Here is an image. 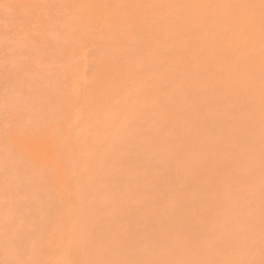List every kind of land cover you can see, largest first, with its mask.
Wrapping results in <instances>:
<instances>
[{
	"label": "rangeland",
	"instance_id": "374dc122",
	"mask_svg": "<svg viewBox=\"0 0 264 264\" xmlns=\"http://www.w3.org/2000/svg\"><path fill=\"white\" fill-rule=\"evenodd\" d=\"M8 1H10V0H6V2H8ZM32 1L34 2V4H36V3H38L39 0L38 1L37 0H30V2H28L27 6L26 5L24 7H23V5L21 6L22 9H20L21 7L19 8L17 4L13 3L12 0L10 1L9 5L5 1H4V4L0 5V9H2V10H0L1 17H3V16L5 17V19H3L4 17L2 19L0 17V19H1L0 20V264H51L52 262H53L52 264H223V263L229 264L232 261L235 264V262L241 263L244 259H245L244 262H242L241 264H248L250 262H251L250 264H254V263L262 264V263H264V261H263L264 260V246H263L264 245V214H263L264 213V192H263L264 190L262 191V189H264V174H263L264 173V162H263L264 161V141L262 140V137L264 136L262 134V133H264V131H263V129H264V125H263V123H264V121H263L264 120V116H263L264 115V110H263L264 109V99H263V97H264V89H263V87H264V83H263L264 82V73H262V71L264 72V66H263V62H264V56H263L264 55V37H263L264 36V30H262V28L264 27L263 26L264 24L262 23L264 21L263 20L264 19V16H263L264 15V1L260 0V2H259V1L255 0L257 3L256 2L254 3L253 2L254 0H252V3H251L250 0H248V1H246V0H238V1L237 0H231V2H230V0H229V2H228V0H223L225 2V3H223V1L220 0L222 2V3H220L217 0H214V1L208 0L211 3L213 2V4L217 3L215 5L217 6V9L219 6L218 10L216 9L215 5H214L215 8H213V6H212L213 4L210 5L207 3H205V4L201 3L202 0L201 1L198 0V1H200L199 3H201V5L199 3H198L199 5L197 4V2H198L197 0H195V1L194 0H188V2H185L186 0L184 2L181 0H179V1L174 0V1H176L175 3L171 2L172 0H169V1L168 0H147V1L146 0H137V1L136 0H134V1L130 0L129 2H128V0H119V2H117L118 0L117 1L115 0V3L113 0H107V2H106V0H84V1L80 0V1L84 2L83 5H80L82 3L79 0H77V2L78 1L80 2V3L78 2L79 4H77L76 0H70V1L69 0H40L41 3H39V4H40L41 9H39L38 7L35 8L33 3H31ZM90 1H92V2H90ZM148 1L149 2L153 1V3L149 4ZM156 1L159 3L162 2L161 4L157 3L158 6L165 5V4H166V6H160V10L157 8V6L155 8H153L154 6L152 7V4L156 5ZM204 1L206 2V0H204ZM204 1H202V2H204ZM226 1L228 3H226ZM233 1H235L236 4H234L235 2L233 3ZM100 2H102V3H100ZM177 2H179V3H177ZM181 2H183V3H181ZM103 3H104V5H103ZM106 3H108V4H106ZM111 3L112 4L114 3V4L112 5ZM176 3L177 4L181 3V4H183L182 6H184L186 3H189L192 6L190 7L191 9L189 11V10H186L187 9L186 7L188 6V8H189L190 5L186 4L183 7V9L186 8V9H184L185 11L184 10L182 11V7L180 6L181 4L177 5ZM229 3H230V5H229ZM239 3H240V5L242 4L241 5L242 9H244V7H245L246 11H245V9L242 10L240 8ZM30 4H31L30 7L32 9L28 8ZM95 4L98 5L97 6V7H99L98 10L96 9L97 7ZM169 4L171 5V8H170ZM172 4H176L177 8L174 7L175 5H172ZM194 4H195L196 8L200 9L201 7L202 8L207 7L206 9L208 11H209V9L213 8L212 9L213 11L210 10L209 12H207V10L205 8H203L202 10L200 9V12H198L199 9H195L196 10L195 11L194 10ZM202 4H204V6ZM222 4L227 6V7L221 6ZM250 4H251L252 8L250 6H248ZM252 4L255 5V7ZM167 5H168V7H167ZM196 5L199 7H197ZM205 5H207V6H205ZM232 5L234 6V8H237L236 5H238V8L234 9ZM259 5H260V7L263 8V10H261L258 7ZM7 6H9V7H7ZM14 6L16 8H13ZM111 6H112V8H110ZM208 6L210 7L209 9H208ZM220 6H221V9H220ZM229 6H232L231 7V9H233L232 11H237L238 16H239V11L240 10L243 11V12H240V14L241 15L245 14V15L239 16L242 19H245V17L249 15V18L247 17L248 19H246V22H244L245 20L243 21L241 18L237 19L236 18V17H238L237 13H236V15L234 14V12L232 13L230 11ZM256 6L260 9L259 10L260 12L258 10H256L257 9ZM17 7H18V9H17ZM165 7H167L169 10H171V13L168 9H167L168 13L165 12L166 10L162 12L161 10L166 9ZM180 7H181V9H180ZM222 7L225 9H223ZM9 8H11V10ZM100 8H102V9H100ZM107 8H110V9L108 10ZM113 8H115V9H113ZM149 8L151 9V11H153L152 14L151 13L149 14L150 16L148 15L149 12L147 14L144 13ZM248 8L250 10L254 8L252 11L255 10L253 12L255 15L253 13H251V11L249 12ZM7 9H8V11H7ZM24 9L27 10V12ZM33 9H34V11L40 10L43 14L40 12L39 13L37 12L40 15L42 14L40 17V21H39V23L38 22L36 23L37 20L33 19L35 21V24H33V22H31V24H33V25H31L28 22L29 20H31L30 16L31 15L34 16V14L36 13V11H35L34 14H31ZM94 9H96V10H94ZM132 9H133V12H132ZM134 10H137L136 11L137 14L134 13L135 12ZM214 10H216V11H214ZM227 10H229V12H231V13H229ZM1 11H4L6 14H4V12H1ZM28 11L29 12L31 11V12L29 13ZM155 11L156 12L159 11V13L158 12L155 13ZM186 11H188V12H186ZM191 11L192 12L194 11L193 12L194 15L196 14L198 16V14H199L198 19L200 21L196 18V15L194 16V18L190 15V14H192ZM257 11L260 14V16H259L260 18H262L261 15L263 16L262 19L257 18L258 17V15L256 16ZM9 12H10V14H9ZM92 12H94L95 14L93 15ZM126 12H127V14H126ZM182 12H184V13H182ZM213 12H214V14H212ZM222 12H223V14L229 13V14H226L228 16V20H227V17L225 15L222 16ZM133 13L136 15H133ZM187 13H189V14H187ZM208 13L210 16L207 15ZM218 13L220 14V16ZM248 13H251V15H253V18ZM14 14L16 16V18H14V20L16 19L17 21L16 20L14 21L13 16H11ZM84 14H86V15H84ZM157 14H158V16H157ZM160 14H162V15H160ZM200 14L202 16L205 14V16H203V17L208 18V20L205 18L207 20V21L205 20L207 23H205V21L203 20L204 18L202 19L203 20L202 22H204L207 25H205L204 23H200L201 17H202ZM215 14H217V15H215ZM169 15L170 16L172 15L171 17H173V16L174 17L171 18ZM176 15H178L180 17H182V16L186 17V16L190 15V17H188L190 22H187L184 19L185 17L181 19V22H180V18H178L177 19L178 22H177L176 17H178V16H176ZM233 15H235V16L231 17ZM8 16H9V18H6ZM24 16H26V18H24ZM139 16H141V17H139ZM224 16H225V18H224ZM156 17H157V19H156ZM215 17H216V19H215ZM219 17H220L219 20H221V21L218 20ZM250 17H251V19H250ZM254 17H256V18H254ZM119 18L121 20H119ZM122 18L123 19L127 18V19H124V21L126 20V22H124ZM142 18L144 19V21ZM159 18H160V20H159ZM190 18L193 20L195 19L194 21H195L196 25L193 24L194 21L191 20ZM232 18H233V20H232ZM147 19H149V20H147ZM154 19H156V21ZM252 19H255L256 21H259V19H260V21H262V22L259 21V22H257L258 23L257 24L256 21L253 20L252 22L254 24L256 23L255 26H253L254 24L251 22ZM22 20H24L27 25ZM150 20H152L151 21L152 24L157 23L155 25V29H154V25L151 24ZM182 20L186 22V23L184 22L185 25H184ZM41 21H42V24H41ZM154 21H155V23H154ZM170 21H173V22H170ZM208 21H211V24H209L210 22H208ZM237 21H238V23H236ZM21 22L23 23V25ZM133 22L134 23L137 22L138 24H136V26L135 25L133 26ZM143 22H145L144 24L146 26H148L149 28L145 27V25L143 24V26L145 28V29H143V26H141ZM146 22H147V24H146ZM219 22L221 24V27L218 26ZM249 22L252 25H250ZM148 23H149V25H148ZM170 23H173V24H171L172 26H170ZM176 23L178 24V26ZM187 23H188V25H186ZM190 23H192V24H190ZM217 23H218V25H217ZM223 23L225 26L222 27ZM202 24H203V26H202ZM24 25H26V26H24ZM129 25H132V27ZM137 25L139 26V28ZM173 25H175V27L176 26L177 27L176 28L174 27L175 28L174 29ZM180 25H182V26H180ZM212 25H213V27H212ZM256 25L258 28L256 27ZM151 26H153V27H151ZM160 26H162V27H160ZM100 27H101V29H100ZM130 27H131V29H130ZM190 27H192V28H190ZM239 27L241 28V32H239L240 31ZM106 28H107V30H106ZM108 28H109V30H108ZM159 28L160 29L163 28V30H160ZM184 28H190V29H185L186 33H184V31H185ZM221 28H222V31H225V34L222 33V31H220V32L217 31L219 29L221 30ZM234 28H236V29L239 28V29H238V31H236V29H234ZM259 28H261V29H259ZM15 29H17V31ZM104 29L106 30L105 32H103ZM204 29H206V30H204ZM207 29H209V31H207ZM210 29H212V30L210 31ZM99 30H100V32H99ZM125 30H127V31H125ZM157 30H160L161 32H159ZM203 30L205 32H203ZM162 31L164 33H162ZM230 31H231V34H233V35L230 34ZM244 31H245V33H246V31L249 32L248 33L249 35L252 34L249 37V35L246 33L248 35V38H249L248 41H247V39H248L247 37H246V41L244 39L245 35H246L243 33ZM91 32H93V34ZM111 32L113 34L116 32V35L114 34L115 35L114 36ZM130 32H132V33H130ZM138 32H140L142 34V36L140 33H139L140 34L139 35ZM144 32H145V34H143ZM213 32H214V34H213ZM215 33L218 35L220 34L223 37H224V35H226V36H225V38H223L219 35V39H221L219 42V40L217 39L218 35L216 37ZM239 33L240 34L242 33V35H240ZM254 33L256 34V36L258 35L257 38L260 37V39H257ZM201 34H203L204 36ZM90 35L91 36L95 35L94 38H96V39L94 41L92 40L93 37H91L92 39L91 38L89 39ZM127 35L129 38H127ZM177 35H178V37L180 36L182 38V40L180 37L178 38ZM236 35L238 36V39H235V38H237ZM82 36H83V39H82ZM185 36H187V37H185ZM253 36H255L256 39L252 38ZM98 37H100V38H98ZM109 37H110V39L107 40V38H109ZM151 37H152V39H150ZM207 37H209V38H207ZM84 38H85V40H87V42H88V40H90V43L88 42L86 44V48L88 47L87 49H85V47H84L85 46L84 45L85 44ZM228 38H229V40H228ZM250 38L253 41L252 42L253 44L250 42L251 41ZM160 39L164 40V41H162L164 44L161 42ZM198 39H199V41L201 39L202 42H200V43H203L206 39H208V40H206L207 42H205L206 46L207 45L210 46L208 51H207V49L204 51L205 48H208L206 46H202L204 43L203 44H200L199 42H198L199 44L197 43ZM232 39H234L235 41H233ZM99 40L102 42L101 43L98 42V44H97V41H99ZM115 40H117L116 43L120 42L119 45H117L115 43ZM148 40H150V43L148 42ZM151 40H152V42H151ZM175 40L176 41L178 40L180 43L176 42ZM190 40H192V41H190ZM215 40H218V41L216 42ZM91 41H93V42L96 41V42L93 44V42L91 43ZM113 41H114V43H113ZM126 41H127V43H126ZM154 41L155 42L158 41L157 44ZM186 41L188 43L189 42L193 43V44L192 43L189 44L190 48L188 47L189 46L188 43H185ZM122 42H125L124 43L125 45L121 44ZM183 42H184V44H183ZM194 42H196L197 45H200V46L199 47L193 46L194 44H196ZM211 42L214 44L211 45ZM230 42H231V44H230ZM233 42H235V43L233 44ZM138 43H140V47L138 46L139 45ZM160 43H162V44H160ZM242 43L244 45L243 47H242ZM80 44H82V45H80ZM112 44L117 45V47L116 46L113 47ZM236 44H237V46H236ZM101 45L102 46L106 45V48L105 49L102 48ZM109 45H111V46H109ZM156 45H158V46L155 47ZM176 45H178V46L180 45L179 48L176 47L177 50L174 48ZM224 45H225V47H227V49L224 47ZM245 45H247L248 47H245ZM141 46L143 47V49ZM77 47H79V48H77ZM83 47H84V49H83ZM89 47L90 48L92 47V49H94V50L96 49V51L93 52V50L90 49ZM180 47L182 49H180ZM195 47H198V48L201 47V49L204 48V49H202V51H204L205 53L201 52L200 51L201 49L196 50ZM67 48H69V49H67ZM80 48H82L84 50V52L86 50L87 53L84 55V53L82 52L83 50ZM156 48H158V50L161 52L157 51ZM65 49H66V51H65ZM139 49H141V50H139ZM190 49L192 50V52L190 51ZM223 49H224V51H223ZM193 50H195L196 52ZM242 50H244V51L242 52ZM247 50H249V51H247ZM117 51H119V52H117ZM174 51H178V55ZM185 51L187 53L190 51L191 53H188V55H187ZM67 52H68V54H67ZM90 52L93 55L95 53V57H97V59L94 60L95 57L91 56L92 54L89 55ZM163 52H164V56L166 55L165 60H164V57L161 58L163 56ZM194 52L197 54V56H195L196 54L194 55ZM222 52H224V53H222ZM251 52H252V54H251ZM253 52H254V54H253ZM206 53H208V54H206ZM248 53L251 55V57ZM259 53L261 55L262 54L263 55L260 56ZM78 54H79V56H78ZM215 54H217V55H215ZM67 55L69 57L68 59L66 58ZM81 55L85 56V58H83V56H82L83 59L80 58ZM124 55H126V56L124 57ZM184 55L185 56L187 55V57L189 55H191V56H189V57H191L190 61L188 60L189 57L186 58ZM208 55H210V56H208ZM243 55H245V56H243ZM246 55H248V57ZM86 57H87V59H90V60L92 59L91 57H93V60H91V62L93 61V63L96 60H98V61H96V63H94V65L95 64L98 65V63H99V66L103 65V67L107 70V72H105L106 70L104 68L99 69L100 68L99 67L98 69H99V71L100 70L101 71L100 72L95 71V72H97V74L99 76L96 75V77L94 78L92 75L93 73H92L91 74L92 77H91L90 73L93 72V70L91 71V67L94 69L95 66L93 67L90 64H87L88 66L85 65L84 64L85 62L88 63L90 61V60L84 61V59H86ZM181 57L182 58L185 57V58L182 60ZM210 57H211V60H210ZM212 57L214 58L215 61L213 60ZM257 57L263 58V61L260 58L259 59L261 61L260 60L258 61ZM224 58H226V59H224ZM246 58H248L249 60H247ZM251 58H253V60ZM256 58H257V60H255ZM137 59H140V60H137ZM158 59H160V60H158ZM99 60H100V62H99ZM103 60H106V61H103ZM107 60L108 61L111 60L110 61L111 64ZM127 60H128V62H127ZM181 60H182V62H181ZM185 60L189 61V62L192 61V63H188ZM195 60H197V61L195 62ZM134 61H136V62H134ZM171 61H172V63H171ZM184 61H185V63H184ZM101 62H106L107 65H104L106 63L101 64ZM211 62L213 64H210ZM257 62H261V63H257ZM164 63H165V65H163ZM220 63H221V65H220ZM255 63H256V65H255ZM188 64H189V66H188ZM193 64H196L195 67ZM258 64L260 66L259 68H257ZM260 64H262V66ZM134 65H136V66H134ZM183 65H184V69L182 67ZM74 66H76V68H74ZM83 66H85L86 68H83ZM158 66L160 68H157ZM185 66H187V67H185ZM87 67H89V70L87 69ZM135 67H136V69H138L137 71L135 70ZM141 67H142V70L139 71L141 69ZM149 67H151V68H149ZM179 67H182V68H179ZM261 67H263V68H261ZM96 68H95V70H98ZM173 68H175V69H173ZM177 68H178V70H177ZM84 69L85 70L87 69V71H86L87 74L86 73L84 74V72H85ZM119 69H120V71H118ZM171 69H173V70H171ZM186 69H188V70H186ZM193 70H194V72H196V71H198V72L194 73ZM217 70H221L222 73H220V71L218 73ZM68 71H69V74L71 75V78H70V76L69 77L67 76L68 79L66 82L65 79L67 78L66 75H68L67 74ZM81 71H84V72H81ZM109 71L112 72V75ZM154 71L158 72V73H155ZM187 71H189V72H187ZM135 72L139 76H137V74H135ZM140 72H142L143 74H141ZM186 72L188 73V76H187ZM191 72H193V75L190 74ZM11 73L13 76L11 75ZM130 73H131V75H130ZM173 73L175 75H172L173 77L171 78V75H169V74H173ZM154 74H157L156 77ZM167 74L169 75L170 79L168 78ZM84 75L88 76V78L87 77L84 78L85 81L80 80V79H83ZM141 75H142V78L145 80H142ZM205 75L209 76V77L207 78ZM211 75H213L211 77V79H213V80L210 79ZM129 76H131L133 78H131ZM110 77H112V78H110ZM138 77L140 80L138 79ZM175 77H176V79L178 77L180 79L182 78V80H179V78L177 80H175ZM257 77H258V79H257ZM73 78H75V81H73L72 83L71 82L68 83L69 79H70V81H72ZM6 79H7V81H6ZM183 79H185V80H183ZM95 80H98V81H95ZM108 80H109V82H108ZM200 80H201V82H200ZM214 81H215V83H214ZM64 82H66L68 84L65 85L66 83L64 84ZM78 82H79V84H78ZM81 82H82V84H81ZM144 82H146V83H144ZM250 82H251V84H250ZM100 83H102V84H100ZM159 83H161V84H159ZM97 84H99V85H97ZM157 84H159V85H157ZM100 85H102V87ZM144 85H145V88H144ZM188 85H190V86H188ZM89 86L92 88H90ZM182 86H184V88ZM198 86H199V88H198ZM62 87H64L63 89H65V90L68 89V91L67 92L62 91L63 90ZM66 87H67V89H66ZM70 87L72 90L70 89ZM82 87L85 88L84 91H82V89H81ZM169 87H170V89H169ZM182 88L186 89V90H183ZM192 88H193V90H192ZM214 88H215V90H214ZM73 89H75V90H73ZM99 89H100V91L98 92ZM217 89H218V91H217ZM103 90L104 91L108 90V93L103 94L104 93ZM109 90H111V91H109ZM147 91H150V92H147ZM208 91H210V92H208ZM260 91H262V92H260ZM85 92H89L91 94L85 93ZM97 92H98V94H97ZM117 92H119V93L117 94ZM241 92H242V94H241ZM73 93L75 94V96H72ZM93 93H95V94H93ZM199 93H200V95L198 96ZM217 93H219V94H217ZM244 93H246V94H244ZM261 93H262V95H261ZM66 94L67 95L72 94L71 95L72 97L70 96V98H67L69 96H67ZM78 94L79 95L83 94V98H82V96H79ZM110 94H111V96H110ZM115 94H117V95H115ZM195 94H197V96ZM52 95H53V97H52ZM63 95H65V97ZM84 95L86 97L88 95V97L90 96V98H88V97L86 98ZM95 95L96 96L99 95L98 97L100 99H102V101L99 102V100L97 99L98 97L96 98ZM102 95H103V97H102ZM104 95H105V97L106 96H108V97L105 98ZM120 95H121V97H120ZM202 95L204 96V98L209 95L210 97L209 96L208 97L210 99L208 98L209 100H207L206 99L207 97H206L204 100ZM253 95H255V96H253ZM54 96H56V97H54ZM77 96L81 97L84 100V101H82L80 99V101H82L83 103H81V104L76 103V101L79 102V100H78L79 97H77ZM257 96H258V99H257ZM57 97H58V100L55 103V99H57ZM93 97L95 99L92 102L90 99H92ZM115 97H117V99ZM239 97H242V98L239 100ZM62 99L65 101H62V103H61L60 100H62ZM72 99L75 100L76 105L72 104L73 103ZM139 100H141L142 102ZM248 100H250V101H248ZM67 101H68V104L66 103ZM152 101H155L156 103L155 102L152 103ZM163 101H165L166 103ZM210 101H212V102H210ZM246 101L249 104L246 103ZM101 102L103 105L100 104ZM160 102L162 103V105L164 103V105H163L164 107L166 104L165 110L169 109L168 111L171 110V113H173L172 111L174 110V108L172 105L174 104L175 105L174 107H176V109H177V111L175 109V112H178V113H176L177 116L174 115V113H173V115L170 113V116L167 114L164 115V113H167L168 111L163 112V114H162V111L160 113V109H159V107H161ZM84 103H85V105L82 106V104H84ZM92 103H94L95 105L94 104L92 105ZM136 103L138 105H136ZM168 103H170V105ZM203 103H205V104H203ZM244 103H246V105ZM251 103H252V105H251ZM254 103L255 104L257 103L260 106H258V105L255 106ZM77 104H79V105H77ZM167 104L169 105V108H167ZM76 106H79V107H76ZM97 106L101 109V110L98 109L100 112H97V113H99V114H96V111H95L98 108ZM246 106L248 108H246ZM83 107H85V109ZM87 107L90 108L91 110L90 109L87 110L86 109ZM164 107L161 108V110L164 111ZM80 108H82V109H80ZM193 108H194V110H192ZM254 108L256 110H254ZM62 109L66 112H63ZM259 109H261L262 111ZM77 110H80L81 113H80V111H77ZM190 110H192V111H190ZM242 110H243V112H242ZM60 111H62L63 113ZM260 111H261V113H260ZM70 112H71V114H70ZM148 112H151V113H148ZM64 113L66 114V117H65ZM237 113H239V114H237ZM242 113L243 114L245 113V114L242 115ZM256 113H258V114H256ZM69 114H70V116L71 115L72 116L71 117L67 116ZM149 114L150 115L152 114L151 118H150ZM178 115L179 116L181 115V116L179 117ZM173 116H175V117H173ZM172 117L174 120H172ZM87 118H89V119L87 120ZM249 119L251 120L250 122H249ZM70 120L72 121V123L70 122ZM148 120H150V121H148ZM257 120H258V122H257ZM207 121H208V123H207ZM78 123H80V124H78ZM84 123H87V124H84ZM97 123L100 125H98ZM107 123H108V125L110 124L109 127H108ZM139 123H141V124H139ZM165 123H167V124L169 123V125H170L169 127H173L172 130H174L176 128L175 131L176 130H179V131L174 132L169 127L165 128L167 125ZM48 124L50 126H47ZM70 124H71V126L75 125L76 127L72 126L73 127L72 128L70 126ZM91 124H92V126H91ZM133 124L136 125L135 128H133L134 127ZM86 125H87V127H86ZM137 125H139L141 128ZM161 125H164V128L166 130ZM156 126L157 127L160 126L161 130L158 128V130L156 131ZM257 126L260 128L258 129ZM58 127H59V130H58ZM64 127L65 128L68 127L67 128L68 130L66 132H65L66 129ZM178 127H179V129H178ZM48 128L49 129L51 128V129L49 130ZM61 128H63L62 129L63 132L60 131ZM70 128H72V129H70ZM233 128H235V129H233ZM40 129H41V131H40ZM139 129H141L142 132L144 130L145 132H143V134L144 133L145 134L143 135L142 133H140L141 131ZM169 129L173 133H171ZM51 130H54L55 133L59 134V136H57L58 134H55L54 131L52 132ZM137 130H139V131H137ZM165 131H166V133H164ZM248 131H251V132L248 133ZM51 132L53 134V137L57 138V141H58L57 142V148H58L59 152H63V153H61L60 157H61V160L64 161L63 164L65 163L64 165H66L65 170L69 171V172L68 171L66 172L64 170L66 172L65 176H66V180L68 181L67 183L70 182V184H68L69 186L67 188L62 187L60 189H57L55 186H52L54 184H53V179L50 177V176H52L51 171L49 172V170L44 169L46 171L45 172L44 170L42 171L43 168L39 167V165L37 167V164H35L31 159H28L29 157L25 156L22 152H20L17 144L13 140L14 136L19 137L21 135H23L22 137L28 136L31 138L32 136L33 137L38 136L37 138H39V137H42L41 135L44 136V133H46V135L49 134L48 136H51L50 135ZM167 132H168V135H167ZM169 132L171 134H173L171 137H170ZM38 133H39V135H38ZM63 133H65V135ZM84 133H86L85 134L86 136L84 135ZM100 133H102V134H100ZM107 133H108V136H107ZM134 133H137V134L135 135ZM160 133H162V134H160ZM174 133L178 134V135H176L177 137H174L175 136ZM188 133H190V134H188ZM197 133H199V134H197ZM35 134H37V136ZM60 134H62V135H60ZM66 134H67V136H66ZM54 135H56V136H54ZM147 135L150 136V138L152 136L154 138H151V140H148V139H146V138H149ZM223 135L224 136L226 135V136L224 137ZM251 135H253V136H251ZM115 136H117V137H115ZM169 137L170 138L173 137L172 140L173 139L174 140L179 139V141H177V143H175L176 140L175 141L173 140L174 143L171 144L172 146H175L176 149L174 147H170L171 145H169L170 148L168 146H166L165 143H167V145H168V144L173 142ZM222 137H224L225 139H223ZM252 138H255V139H252ZM60 139H62V140H60ZM133 139H134V141H133ZM164 139L166 140V142H164L165 141ZM169 139H170V141H169ZM192 139H193V141H192ZM227 139L229 140V143L227 142L228 141ZM230 139L233 141L231 142ZM239 139L241 140V142L243 141L242 144H241ZM263 139H264V137H263ZM9 140H10V142H9ZM69 140H70V142H69ZM155 140H156V142H155ZM95 141H96V143H95ZM213 141L214 142L217 141V143L215 144V143H213ZM178 142H181V144H183V145H179L180 143H178ZM224 142L229 144L228 149L229 148H233V149L236 148V149H238V151L229 149L228 150L229 153H227L228 151H226V150H225L226 153L225 152L221 153V151L224 150V148L222 149L221 147L223 146V144H224L223 147H225V145H226ZM10 143H12L13 145ZM106 143H108V144H106ZM134 143L135 144L139 143L138 145L140 147L138 145H134ZM158 143H159V145H157ZM192 144L193 145L196 144V145L193 146ZM218 144L220 145V147ZM248 144H250V145H248ZM163 145L166 146L167 149ZM216 145H217V147H216ZM231 145L234 147H232ZM241 145H243V147ZM254 145H255V147H254ZM82 146H83V148H82ZM161 146H163V147H161ZM178 146H180V147H178ZM226 146H228V145H226ZM130 147L133 149L131 150ZM214 147L217 149L221 148L222 150L220 152H218L219 150L217 151V149H215ZM168 148H169V150H168ZM199 148L200 149L202 148V150H199ZM212 148H213V150L215 149L214 150L215 153H213ZM141 149L142 150L147 149V150H145L143 153V151H139ZM192 149L194 150V152ZM153 150H155V153ZM211 150H212V152H211ZM244 150L246 153L244 152ZM136 151L140 154L139 157L141 159L138 158L137 155H139V154H137ZM146 151H147V153H146ZM201 151H203V152H201ZM234 151L236 152V154ZM157 152H158V154H157ZM175 152H177L176 154H178L177 155L178 159L180 157L182 158V160L180 159L181 162H179L180 160H177V157H175L176 154H173ZM190 152L192 153V156H191ZM66 154H67V156H66ZM155 154H156V156H154V158L152 159L153 155H155ZM187 154H189L188 157L191 159L186 157ZM216 154L217 155L219 154L220 156L219 155L217 156ZM229 154L232 156H230ZM170 156L172 158L175 157L174 160L173 159L172 160L177 162V163H175V162L173 163L170 159L171 158ZM226 156H227V158H226ZM228 156H230V158ZM131 157H132V159H131ZM134 157H136L139 160H137ZM216 157H218V158H216ZM223 157L225 159L224 160L225 162L230 161L229 163H231L233 160V163H231V164H232V166H234V168L236 167L235 170H234V168L228 167L230 174H228V172L226 171L228 176L233 177V183L231 181L232 178L230 179V177H227L226 173L224 172L225 169L226 170H228V169L227 168L221 169L223 167L222 164H225V162L221 163V165H219L220 162L218 163V159H222ZM237 158H239V159H237ZM259 158H262V160ZM155 159H157V160H155ZM213 159H215V160H213ZM227 159H229V160L226 161ZM236 159H237V161H236ZM129 160H130V162H129ZM132 160H133L134 164L132 163ZM187 160L189 163L187 162ZM212 160H213V162H211ZM185 161L187 162V167L190 166L189 168L186 167ZM191 161H193V162H191ZM206 161H207V163L208 162L211 163V165H209L210 169L213 167L214 168L217 167V170H215V172L212 169V174L204 172V171H206V169H208L207 165L209 164V163L207 164ZM234 161H236V162H234ZM243 161H244V163H243ZM93 162H94V164H93ZM171 162H172V166L170 165ZM198 162H200V163H198ZM29 163H31V164H29ZM114 163L117 166H114ZM126 163L129 164L128 168H127L128 164H126ZM180 163H182V165L185 164V167H183ZM234 163H235V165H234ZM34 164H35V167H34ZM137 164L142 165V167L141 166L137 167ZM231 164H230V167H231ZM239 164H240V166H239ZM130 165L131 166L134 165V167L132 166V169H131ZM177 165H179V167ZM191 165L193 166V168H191L192 167ZM135 166H136V168H135ZM162 166H163V168H162ZM180 166L182 168H180ZM29 167H32V169ZM124 167H125V169H124ZM36 168L38 170H36ZM126 168H127V171H126ZM183 168H185L184 169L185 172L183 171ZM259 168H260V170H258ZM190 169L191 170L195 169V171L191 172ZM200 169H203V171ZM244 169H245V171H244ZM39 170H41L42 172ZM186 170L187 171L189 170V172H186ZM137 171H139V174H140L139 177L137 175L138 174ZM144 171H145V173H144ZM167 171H168V173H167ZM196 171L200 172V173L198 174ZM232 171L237 172V173H233ZM251 171H253V172L251 173ZM135 172H136V175H135ZM177 172H179V173H177ZM203 172L209 176H212V178H213V175L216 174L214 176L216 178V180L214 178L212 179L211 177H210V179L208 178L207 180H205L207 176ZM213 172H214V174H213ZM116 173H117L118 177L115 178ZM154 173L157 176H155ZM185 173H187V174H185ZM195 173H197L196 174V177L198 176L197 179H199V177H200V179L202 178L201 180L199 179V185L197 183H195L197 181V180H195L196 177L189 176L191 174H194V176H195ZM145 174H146V176L144 178ZM172 174L173 175L176 174V175L173 176ZM181 174H183L184 176ZM48 175H49V177H48ZM68 175H70V176H68ZM95 175H96V177H95ZM147 175L149 176V178ZM224 175L226 177H224ZM259 175H260V179H259ZM119 176L121 178H119ZM152 176L154 178L156 177L155 178L156 181L154 180V178ZM216 176H219L220 179H218V177H216ZM242 176L245 178H243ZM255 176H257L258 178H256ZM106 177H108V178H106ZM192 177H193V181H192ZM94 178H96V179H94ZM138 178H140V179H138ZM171 178L172 179L174 178L173 179L174 181L171 180ZM186 178L190 181L189 183H188V180H185ZM114 179H115V181H114ZM121 179H123V180H121ZM149 179H151V180H149ZM168 179L170 182L172 181V183H170V182L168 183ZM223 179L227 180V181H224ZM117 180H118L119 184L117 183ZM183 180H184V182L186 181L187 183L186 182L184 183ZM202 180H204L205 183L201 182ZM234 180H235V182H234ZM216 181H219L220 183L223 182L222 184H224V186H222L220 184H218L220 186H217L215 183H219V182H216ZM228 181L229 182L231 181V182L229 183ZM246 181H247V183H246ZM259 181H261V182H259ZM82 182H83V184H82ZM145 182H147L148 184H146ZM159 182H162V183L160 184ZM191 182H193V183L191 184ZM206 182H209L210 184L208 183L209 184L208 185ZM226 182H228V183H226ZM200 183H203V185L206 184L205 186H206L207 190H205L206 188H204V186L201 185ZM245 183H246V185H245ZM126 184H127V186H126ZM193 184H194V186H193ZM229 184H231V185H229ZM186 185H189V188L186 187ZM207 185L209 186V188ZM215 185L218 188H215L216 187ZM232 185H234V186H232ZM221 186H222V188H221ZM230 186H232L233 189H231ZM202 187H203V189H202ZM210 187L213 189L215 188L214 191L215 192L217 191V194L214 191L212 192L213 189H210ZM69 188H70V190H69ZM151 188H153V189L151 190ZM171 188H174V189H171ZM175 188L177 189L178 192L180 189L181 190L183 189V192L180 191V194L178 195V194H176L178 192H176ZM185 188H188V191ZM191 188H193V189L191 190ZM196 188H197V190H196ZM62 189H63V192L65 190V193H64L65 198H63L64 196L62 197L63 193H60V191ZM156 189H158V190H156ZM161 189L162 190L164 189V191L167 192L166 195H164L165 192L163 193L161 191ZM184 189L187 191V193L185 192V195L188 196V198L186 197L187 199L185 198V195H184ZM159 190L161 191L162 195H161ZM209 190H211V191L209 192ZM218 190L219 191L222 190L223 193H222V191H221V193H218L219 192ZM244 190L245 191L249 190L248 191L249 193L247 191L245 192ZM260 190L262 191L261 192L262 194L260 193ZM55 191L57 193H55ZM152 191H153V193H152ZM173 191H175L174 194H172ZM134 193H135V195H132ZM54 194H58V196H60V197H58L57 195H54ZM168 194L169 195L171 194L170 197H172V198H170ZM209 194H211V195H209ZM215 194L219 198V200L216 198L218 201H220L219 204L220 205L222 204L221 206H218V208H219L218 210L217 209L214 210L215 208H213L214 207L213 204H214V202H216V200H215L216 196H214ZM218 194H221V196L224 199H220L221 197ZM66 195H67V197H66ZM160 195L163 196L162 199L160 198L161 197ZM167 195H168V198H166ZM173 195L174 196L176 195V197L174 198ZM151 196H152V198H151ZM212 196H214V198H212ZM140 197L141 198L143 197V198L141 199ZM144 197L146 199H144ZM154 197H157V199H154ZM258 197H260V198H258ZM66 198H67V200H66ZM134 198H136V199L134 200ZM189 198H190V200L191 199L194 200L195 203L197 202L196 205H194L195 203H191L192 200L189 202V200H188ZM208 198H211V199L209 200ZM152 199H154V201ZM160 199L162 201H160ZM177 199H178V202H180V204L178 202L176 203ZM226 199L229 201L228 203H227ZM157 200H158V202H157ZM163 200L165 202H163ZM186 202H187V204H186ZM67 203L70 207L65 205ZM183 204H185V206ZM174 205H176V207H178L179 210H181V211L177 210L178 208L177 209L174 208L175 207ZM202 205H203V207H202ZM237 205H239V206H237ZM65 206H66V208H65ZM192 206L194 208H197V207H198V209L200 208L203 211V213L201 212L202 214H204V208L209 207V210L211 208L210 212H212L214 214L211 213L210 217L212 218V216H213V218H214V215L216 214L215 218L213 219L214 221H216V223L211 221L210 220L211 218H208L209 220L208 219L206 220L208 222H206L205 219L203 221V218H204L203 215L201 216L202 218L200 220V218L198 217L199 215L195 214V213H198L196 211L198 209L194 210V208H192ZM248 206H249L250 210L247 209ZM73 208L76 209L75 212H72ZM173 209L176 210L175 211L176 215H174L175 213L172 212V211H174ZM200 209H199V211H201ZM237 209H239V211H241V212H239ZM252 209L254 211H252ZM209 210H207L208 213H210ZM247 210H248V212H246ZM182 211H184V212H182ZM259 211H261L260 212L261 214L259 213ZM66 212H68V213L66 214ZM180 212L182 214L184 213L186 216L188 215L187 217H185V219L188 217L189 218L184 220L183 217L181 216ZM189 212H190V214H187ZM235 212H238L239 215L237 213H236L237 214L236 215ZM245 212L247 214H245ZM171 213H173V215ZM240 213H242V215ZM191 214L193 215V217L191 216ZM257 214H258V216H257ZM177 215L182 217V218L179 217L180 218L179 219L178 217H176ZM252 215H254L255 217H253ZM260 215L263 217L262 219H261ZM196 216L198 217L197 219L201 221V223L197 219L191 220V218H196ZM206 216L208 217L209 214H207ZM206 216H205V218H207ZM216 216H217V218L218 217L219 218L217 219ZM226 216H228V217H226ZM249 216H251V217H249ZM257 217L259 218V220ZM172 218H174L175 220ZM249 218L252 219L251 220L252 224L248 223V221L250 220ZM154 219H156V220H154ZM177 219H179V221ZM182 219L185 222H183V221L180 222ZM219 219H221V221ZM243 219H245V220L243 221ZM167 220H168V222H167ZM187 220L191 221L188 223V225L186 223ZM255 220H257V221H255ZM171 221L175 222V223H172ZM176 221L179 222V225L181 226L180 227L181 230L179 229V226H177L178 224ZM217 221L219 222L218 224H217ZM210 222H212V223H210ZM227 222L228 223L231 222L230 227L227 224ZM243 222L245 223L244 227L243 226L240 227L241 223H243ZM161 223H162V227H161ZM181 223L184 224L185 227ZM235 223L238 224L239 226L236 225ZM258 223L261 227L258 226ZM175 224H177V225H175ZM190 224L191 225L194 224L193 225L194 227L190 226L193 229L188 230L187 227ZM231 224H232V226H231ZM246 224L253 225V227L256 225L255 226L256 228L255 227L251 228L250 225H246ZM170 225L172 228L170 227ZM224 225L226 227H225V229H222V228H224L223 227ZM165 226H166V228H165ZM182 226L184 227L183 230H182ZM213 226H216L218 228L213 227ZM245 226H246V228H245ZM247 226H249V227H247ZM153 227L154 228L158 227L159 230L153 229ZM190 227H188V228H190ZM173 228H175V229H173ZM200 229L202 230V232ZM208 229L210 232L208 231ZM217 229H218V231H217ZM161 230L163 233L160 232ZM172 230H174V231L172 232ZM66 231H67V233H66ZM215 231L217 233H215ZM149 232H150V234H149ZM219 233H220V237H218ZM222 233H223L224 237H221V236H223V235H221ZM160 234H161V236H160ZM173 234L175 236H173ZM205 234L206 235L208 234V235L206 236ZM153 235H155V236H153ZM162 235L165 236L164 239H163ZM215 235L217 236V238ZM225 235L227 236V238H225L226 237ZM240 235H242V236H240ZM156 236H158V239ZM172 236H173V238H172ZM167 237H168V239H167ZM182 238H185V239H182ZM166 239L168 242L165 241ZM224 239L228 245L226 243H224L225 242V241H223ZM234 240H236L237 242ZM229 243H231V244H229ZM215 247H216V249H214ZM224 253H225V255H223ZM239 253L244 254L245 257L243 255H240ZM227 254H228V256H226ZM234 254H236L237 257ZM217 255H218V257H217ZM238 256L239 257L241 256L240 261L238 259H236L234 261L235 258H239ZM242 256L244 258H242ZM224 257H225V259H224ZM231 257L233 260H231ZM228 258H230L231 261ZM262 258H263V260H262ZM259 259H261V260H259ZM51 260H54V261H51ZM224 260H228L229 263L227 261H224ZM261 261H262V263H261ZM231 264H233V263H231Z\"/></svg>",
	"mask_w": 264,
	"mask_h": 264
},
{
	"label": "bare ground",
	"instance_id": "6f19581e",
	"mask_svg": "<svg viewBox=\"0 0 264 264\" xmlns=\"http://www.w3.org/2000/svg\"><path fill=\"white\" fill-rule=\"evenodd\" d=\"M4 1L6 2V0H0V5L4 4ZM10 1H11V0H10ZM10 1H8V2H6V3L9 5ZM37 1H38V0H37ZM39 1H40V0H39ZM39 1H38V3H36V4H34L33 1H32L31 3H33V5L35 6V8L38 7L39 9H41V8H40V4H39V3H41V1H40V2H39ZM69 1H70V0H69ZM79 1H80V0H79ZM79 1H78V2H79ZM82 1H84V0H82ZM82 1H80V2L82 3V4H80V5H83L84 2H82ZM113 1H114V3H115V0H113ZM116 1H117V0H116ZM129 1H130V0H128V2H129ZM133 1H134V0H133ZM136 1H137V0H136ZM146 1H147V0H146ZM168 1H169V0H168ZM177 1H179V0H177ZM181 1L184 2L185 0H181ZM194 1H195V0H194ZM197 1H198V0H197ZM197 1H196V2H197ZM200 1H201V0H200ZM200 1H198L197 4H198ZM202 1H204V0H202ZM202 1H201V3H204V4H205V3L210 4V5L213 4V2L211 3V2L208 1V0H206V2H205V1L202 2ZM207 1H208L209 3H208ZM212 1H214V0H212ZM217 1H219L220 3H222L220 0H217ZM222 1H223V0H222ZM237 1H238V0H237ZM246 1H248V0H246ZM250 1H251V3H252V0H250ZM250 1H249V2H250ZM257 1L260 2V0H257ZM263 1H264V0H263ZM2 2H3V3H2ZM12 2L15 3V4H17L18 7L20 8L22 5H23V7H24L25 5L27 6V4H28V2H30V0H12ZM76 2H77V0H76ZM78 2H77V4L80 3V2H79V3H78ZM85 2H86V1H85ZM90 2H92V1H90ZM106 2H107V0H106ZM117 2H119V0H118ZM117 2H116V3H117ZM148 2H149V1H148ZM171 2H174V3H175L176 1L172 0ZM183 2H181V3H183ZM185 2H188V0H186ZM196 2H195V3H196ZM215 2H216V1H215ZM219 2H218V3H219ZM228 2H229V0H228ZM228 2L226 1V3H228ZM230 2H231V0H230ZM234 2H235V1H233V3H234ZM253 2L255 3L256 1L254 0ZM70 3H71V2H70ZM100 3H102V2H100ZM114 3H113V4H114ZM146 3H147V2H146ZM151 3H153V1H152V2H149V4H151ZM154 3H155V2H154ZM157 3H158V4H161L162 2L159 3V2L156 1V5H153V4H152V7L154 6L153 8H155V7L157 6V8L160 10V6H166V4H165V5H160V6H158ZM177 3H179V2H177ZM177 3H176V4H177ZM181 3H180V4H181ZM190 3H191V2H190ZM201 3H199V4L201 5ZM223 3H225V2L223 1ZM247 3H248V2H247ZM256 3H257V2H256ZM7 4H6V5H7ZM37 4H38L39 6H38ZM75 4H76V3H75ZM77 4H76V5H77ZM106 4H108V3H106ZM111 4H112V3H111ZM113 4H112V5H113ZM125 4H126V3H125ZM167 4H168V3H167ZM176 4H172V5H175L174 7L177 8ZM180 4H177V5H180ZM186 4H189V3H186ZM186 4H185V5H186ZM191 4H192V3H191ZM199 4H198V5H199ZM204 4H202V5L204 6ZM215 4H217V3H214V4L212 5L213 8H215V7H214ZM234 4H236V2H235ZM95 5H96V4H95ZM103 5H104V3H103ZM119 5H120V4H119ZM182 5H183V4L180 5V6L182 7V11H183L184 9H186V8H187L186 10H189V11H190V9H191L190 7H191L193 4H192V5L189 4V5H190L189 8H188V6H187V7L184 8V9H183V7H184L185 5H184V6H182ZM218 5H219V4H218ZM227 5H228V4H227ZM229 5H230V3H229ZM239 5H240V3H239ZM241 5H242V4H241ZM241 5H240V8H241ZM252 5H253V4H252ZM30 6H31V4H30L29 7H28L29 9L31 8ZM97 6H98V5H96V7H97ZM109 6H110V5H109ZM149 6H150V5H149ZM169 6H170V8H171V5H170V4H169ZM196 6H197V5H196ZM205 6H207V5H205ZM212 6H211V7H212ZM215 6H216V5H215ZM221 6L227 7V6L223 5V4H222ZM221 6H220V9H221ZM232 6H233V5H232ZM232 6H229L230 11H231L232 13L234 12V14L236 15L237 11H232V10H233V9H231ZM236 6H237V8H238V5H236ZM236 6H235V7H236ZM244 6H245V5H244ZM246 6H247V5H246ZM248 6H250V7L252 8L251 4L248 5ZM253 6L255 7V5H253ZM7 7H9V6H7ZM18 7H17V9H18ZM100 7H101V6H100ZM145 7H146V6H145ZM167 7H168V5H167ZM167 7H165L166 9H164V10L162 9L161 11L163 12V11L166 10L165 12L168 13V10H169V9H168ZM178 7H179V6H178ZM181 7H180V9H181ZM197 7H199V6H197ZM200 7H201V6H200ZM256 7H257V6H256ZM258 7H259L261 10H263V8L260 7V5H259ZM258 7H257L256 10L259 11L260 9H259ZM1 8H2V7H1ZM11 8H12V7H11ZM11 8H9V9L11 10ZM13 8H16V7L14 6ZM25 8H26V7H25ZM98 8H99V7H97L96 9L98 10ZM110 8H112V6H111ZM110 8H107V9L109 10ZM147 8H148V7H147ZM163 8H164V7H163ZM192 8H193V7H192ZM203 8L206 9L207 7H203ZM203 8L201 7L200 9L202 10ZM209 8H210V7L208 6V9H209ZM213 8L209 9V11L212 10ZM222 8H223V7H222ZM229 8H228V9H229ZM233 8H234V6H233ZM237 8H234V9H237ZM20 9H22V7H21ZM31 9H32V8H31ZM96 9H94V10H96ZM100 9H102V8H100ZM113 9H115V8H113ZM140 9H141V8H140ZM167 9H168V10H167ZM195 9H199V8H196V7H195V4H194V10H195ZM200 9L198 10V12H200ZM216 9H217V6H216ZM218 9H219V6H218ZM218 9H217V10H218ZM223 9H225V8H223ZM241 9H242V8H241ZM244 9H245V7H244ZM244 9H242V10H244ZM253 9H254V8H253ZM253 9L250 10V9L248 8L249 12L251 11V13H253V12L255 11V10L252 11ZM0 10H2V9H0ZM24 10H25V9H24ZM192 10H193V9H192ZM206 10H207V9H206ZM206 10H205V11H206ZM238 10H239V9H238ZM4 11H5V10H4ZM4 11H1V12H4ZM7 11H8V9H7ZM7 11H6V12H7ZM21 11H22V10H21ZM25 11L27 12V10H25ZM35 11H36V13H35ZM35 11H34V9L32 10V12L30 11L31 14H34V13H35V14H34V16H33V15L30 16V19H31V20L28 21L29 24H31V22H33V24H35V21H34V20H37L36 23H37V22L39 23V21H40V17H41V15H42L43 13H42L40 10H39V11L35 10ZM81 11H82V10H81ZM134 11H135L134 13H136L137 10H134ZM145 11H146V10H145ZM169 11H170V13H171V10H169ZM184 11H185V10H184ZM195 11H196V10H195ZM203 11H204V10H203ZM209 11L207 10V12H209ZM212 11H213V10H212ZM212 11H211V12H212ZM214 11H216V10H214ZM221 11H222V10H221ZM223 11H224V10H223ZM227 11L229 12V10H227ZM245 11H246V9H245ZM245 11H244V12H245ZM258 11H257L258 14L256 13V16L258 15L257 18H260V17H259V16H260V14H259L260 11H259V12H258ZM12 12H13V11H12ZM28 12H29V11H28ZM30 12H29V13H30ZM37 12H38V13L40 12V13H42V14L40 15V14H38ZM83 12H84V11H83ZM89 12H90V11H89ZM132 12H133V9H132ZM148 12H149V13H148ZM152 12H153V11H151V9L149 8V9H148L146 12H144V13H146V14L148 13V15H149L150 13L152 14ZM157 12L159 13V11H157ZM157 12L155 11V13H157ZM162 12H161V13H162ZM186 12H188V11H186ZM186 12H185V13H186ZM193 12H194V11H193ZM193 12L191 11L192 14H190V15L194 18V16H195L196 14L194 15ZM198 12H197V13H198ZM207 12H206V13H207ZM231 12H229V13H231ZM240 12H243V11H241V10L239 11V16L241 15ZM247 12H248V11H247ZM7 13H8V12H7ZM92 13H93V15L95 14L94 12H92ZM92 13H91V14H92ZM134 13H133V15H136V14H137V13H136V14H134ZM142 13H143V12H142ZM167 13H166V14H167ZM170 13H169V14H170ZM182 13H184V12H182ZM189 13H190V12H189ZM189 13H187V14H189ZM202 13H203V12H202ZM216 13H217V12H216ZM219 13H220V12H219ZM219 13H218V14H219ZM225 13H226V12H225ZM229 13H226V14H229ZM251 13H248V14L251 15ZM4 14H6V13L4 12ZM9 14H10V12H9ZM91 14H90V15H91ZM126 14H127V12H126ZM166 14H165V15H166ZM212 14H214V12H213ZM226 14H223V12H222V16L225 15V16L227 17V20H228V16H227ZM242 14H243V13H242ZM253 14H254V13H253ZM7 15H8V14H7ZM84 15H86V14H84ZM84 15H83V16H84ZM130 15H131V14H130ZM130 15H129V16H130ZM160 15H162V14H160ZM190 15H188V16H186V17H185V16L180 17V16L176 15V16H178V17H176V21L178 22L177 19L180 18V22H181V19L185 17L184 19H185L187 22H190L189 19H188V17H190ZM200 15H201V14H200ZM207 15H209V13H208ZM215 15H217V14H215ZM230 15H231V14H230ZM235 15H233V16H231V17H234ZM243 15H245V14H243ZM243 15H241V16H243ZM246 15H247V14H246ZM254 15H255V14H254ZM11 16H13V20H14V18H16L15 14H14V15H11ZM22 16H23V15H22ZM149 16H150V15H149ZM157 16H158V14H157ZM169 16H170V15H169ZM171 16H172V15H171ZM171 16H170V17H171ZM198 16H199V14H198ZM198 16L196 15V18H197V19H198ZM201 16H202V15H201ZM203 16H205V14H204ZM203 16L201 17V22H200V23H204V22H202L203 20H204V21H205L206 19L208 20V18L203 17ZM209 16H210V15H209ZM209 16H208V17H209ZM219 16H220V14H219ZM225 16H224V18H225ZM237 16H238V13H237ZM239 16L236 17V18H237V19H238V18H241V17H239ZM251 16H252V18H253V15H251ZM263 16H264V15H263ZM263 16L261 15L262 18H263ZM0 17H1V14H0ZM3 17H4V16H3ZM3 17H1V19H2ZM35 17H36V18H35ZM126 17H127V16H126ZM139 17H141V16H139ZM139 17H138V18H139ZM173 17H174V16H173ZM173 17H171V18H173ZM216 17H217V16H216ZM216 17H215V19H216ZM247 17L249 18V15L246 16L245 19H242V18H241V19H242L243 21L245 20L244 22H246V19H248ZM6 18H9V16L6 17ZM24 18H26V16H24ZM24 18H23V19H24ZM186 18H187V19H186ZM203 18H204V19H203ZM205 18H206V19H205ZM222 18H223V17H222ZM236 18H235V19H236ZM254 18H256V17H254ZM262 18H260V19H262ZM1 19H0V20H1ZM3 19H5V17H4ZM33 19H34V20H33ZM42 19H43V18H42ZM122 19H123V18H122ZM124 19H127V18H124ZM124 19H123V21H124ZM142 19H143V18H142ZM156 19H157V17H156ZM156 19H154V20L156 21ZM161 19H162V18H161ZM184 19H183V20H184ZM190 19H191V18H190ZM202 19H203V20H202ZM209 19H210V18H209ZM213 19H214V18H213ZM219 19H220V17L218 18V20H219ZM241 19H240V20H241ZM250 19H251V17H250ZM260 19H259V21H260ZM6 20H7V19H6ZM15 20H16V19H15ZM15 20H14V21H15ZM25 20H26V19H25ZM76 20H77V19H76ZM90 20H91V19H90ZM101 20H102V19H101ZM119 20H121V19L119 18ZM147 20H149V19H147ZM159 20H160V18H159ZM164 20H165V19H164ZM183 20H182V21H183ZM191 20H193V19H191ZM194 20H195V19H194ZM194 20H193V21H194ZM198 20H199V19H198ZM207 20H206V21H207ZM210 20H211V19H210ZM229 20H230V19H229ZM232 20H233V18H232ZM242 20H241V21H242ZM253 20H255V19H252L251 22H252ZM257 20H258V19H257ZM263 20H264V19H263ZM16 21H17V20H16ZM22 21H24V20H22ZM143 21H144V19H143ZM151 21H152V20H150V22H151ZM155 21H154V23H155ZM173 21H174V20H173ZM173 21H170V22H173ZM193 21H192V22H193ZM199 21H200V20H199ZM206 21H205V23H207ZM215 21H216V20H215ZM219 21H221V20H219ZM248 21H249V20H248ZM248 21H247V22H248ZM255 21H256V20H255ZM259 21H256V23L259 22ZM19 22H20V21H19ZM24 22H25V21H24ZM124 22H126V20H125ZM131 22H132V21H131ZM131 22H130V23H131ZM147 22H148V21H147ZM147 22H146V24H147ZM150 22H149V23H150ZM168 22H169V21H168ZM180 22H179V23H180ZM184 22H185V21H183V23H184ZM197 22H198V21H197ZM208 22H210L209 24H211V21H208ZM217 22H218V21H217ZM239 22H240V21H239ZM260 22H262V21H260ZM21 23H22V22H21ZM115 23H116V22H115ZM144 23H145V22H143L141 26H143ZM149 23H148V25H149ZM185 23H186V22H185ZM185 23H184V25H185ZM205 23H204V24H205ZM236 23H238V21H237ZM249 23H250V22H249ZM252 23H253V22H252ZM256 23H255V24H256ZM262 23L264 24V21H263ZM25 24H26V22H25ZM33 24H31V25H33ZM41 24H42V21H41ZM78 24H79V23H78ZM81 24H82V23H81ZM109 24H110V23H109ZM126 24H127V23H126ZM136 24H138V23H137V22H136V23L133 22V26H134V25L136 26ZM151 24H152V22H151ZM151 24H150V25H151ZM156 24H157V23H156ZM156 24H152V25H154V29H155V25H156ZM171 24H173V23H170V26H172ZM176 24H177V23H176ZM190 24H192V23H190ZM193 24H195V21H194ZM214 24H215V23H214ZM214 24H213V25H214ZM227 24H228V23H227ZM227 24H226V25H227ZM253 24H254V23H253ZM255 24H254L253 26H255ZM257 24H258V23H257ZM263 24H262V25H263ZM19 25H20V24H19ZM22 25H23V23H22ZM26 25H27V24H26ZM26 25H24V26H26ZM31 25H30V26H31ZM99 25H100V24H99ZM115 25H116V24H115ZM144 25H145V24H144ZM186 25H188V23H187ZM195 25H196V24H195ZM198 25H199V24H198ZM205 25H207V24H205ZM213 25H212V27H213ZM217 25H218V23H217ZM217 25H216V26H217ZM250 25H252V24L250 23ZM262 25H261V26H262ZM20 26H21V25H20ZM24 26H23V27H24ZM28 26H29V25H28ZM81 26H82V25H81ZM129 26L132 27V25H129ZM137 26H138V25H137ZM164 26H165V25H164ZM168 26H169V25H168ZM177 26H178V24H177ZM177 26H176V27H177ZM180 26H182V25H180ZM189 26H190V25H189ZM200 26H201V25H200ZM202 26H203V24H202ZM218 26L221 27L220 22H219V25H218ZM218 26H217V27H218ZM223 26H225L224 23L222 24V27H223ZM232 26H233V25H232ZM259 26H260V25H259ZM263 26H264V25H263ZM90 27H91V26H90ZM90 27H89V28H90ZM126 27H127V26H126ZM131 27H130V29H131ZM145 27L149 28V27L146 26V25H145ZM151 27H153V26H151ZM151 27H150V28H151ZM156 27H157V26H156ZM158 27H159V26H158ZM160 27H162V26H160ZM174 27H175V25H173V28H174ZM176 27H175V28H176ZM184 27H185V26H184ZM197 27H198V26H197ZM214 27H215V26H214ZM220 27H219V28H220ZM228 27H229V26H228ZM250 27H251V26H250ZM256 27H257V25H256ZM21 28H22V27H21ZM110 28H111V27H110ZM118 28H119V27H118ZM135 28H136V27H135ZM138 28H139V26H138ZM170 28H171V27H170ZM175 28H174V29H175ZM190 28H192V27H190ZM190 28H184V30H185V29H190ZM202 28H203V27H202ZM229 28H230V27H229ZM229 28H228V29H229ZM231 28H232V27H231ZM239 28H240V27H239ZM239 28H238V29H239ZM254 28H255V27H254ZM257 28H258V27H257ZM263 28H264V27H263ZM263 28H262V30H264ZM28 29H29V28H28ZM100 29H101V27H100ZM113 29H114V28H113ZM128 29H129V28H128ZM143 29H145L144 26H143ZM143 29H142V30H143ZM156 29H157V28H156ZM159 29H160V28H159ZM196 29H197V28H196ZM234 29H236V28H234ZM238 29H236V31H238ZM259 29H261V28H259ZM15 30L17 31V29H15ZM106 30H107V28H106ZM106 30L104 29L103 32H105ZM108 30H109V28H108ZM140 30H141V29H140ZM160 30H163V28H161ZM160 30H157V31L161 32ZM204 30H206V29H204ZM204 30H203V32H205ZM211 30H212V29H210V31H211ZM243 30H244V29H243ZM245 30H246V29H245ZM250 30H251V29H250ZM87 31H88V30H87ZM110 31H111V30H110ZM125 31H127V30H125ZM129 31H130V30H129ZM133 31H134V30H133ZM167 31H168V30H167ZM169 31H170V30H169ZM182 31H183V30H182ZM207 31H209V29H207ZM207 31H206V32H207ZM213 31H214V30H213ZM217 31H218V32L222 31V28H221V30L219 29V30H217ZM231 31H232V30H231ZM231 31H230V34H231ZM99 32H100V30H99ZM141 32H142V31H141ZM215 32H216V31H215ZM239 32H241V28H240V31H239ZM252 32H253V31H252ZM252 32H251V33H252ZM254 32H255V31H254ZM43 33H44V32H43ZM91 33L93 34V32H91ZM111 33H112V32H111ZM118 33H119V32H118ZM127 33H128V32H127ZM130 33H132V32H130ZM130 33H129V34H130ZM134 33H135V32H134ZM139 33H140V32H138V34H139ZM162 33H164V32L162 31ZM179 33H180V32H179ZM184 33H186V30L184 31ZM184 33H183V34H184ZM208 33H209V32H208ZM222 33L225 34V31H222ZM222 33H221V34H222ZM232 33H233V32H232ZM243 33H244V34H246V33L248 34L249 32L246 31V33H245V31H244ZM40 34H41V33H40ZM89 34H90V33H89ZM100 34H101V33H100ZM104 34H105V33H104ZM112 34H113V33H112ZM114 34L116 35V32H115ZM114 34H113V35H114ZM140 34H141V33H140ZM140 34H139V35H140ZM143 34H145V32H144ZM168 34H169V33H168ZM203 34H204V33H203ZM203 34H201V35H203ZM211 34H212V33H211ZM213 34H214V32H213ZM239 34H240V33H239ZM244 34H243V35H244ZM247 34H246V35H247ZM254 34H255V33H254ZM85 35H86V34H85ZM115 35H114V36H115ZM133 35H134V34H133ZM135 35H136V34H135ZM146 35H147V34H146ZM149 35H150V34H149ZM184 35H185V34H184ZM187 35H188V34H187ZM208 35H209V34H208ZM215 35H216V37H217L218 34L215 33ZM219 35H220V34H219ZM219 35H218V38H217V39H218L219 42H220L221 39H219ZM231 35H233V34H231ZM231 35H230V36H231ZM234 35H235V34H234ZM240 35H242V33H241ZM246 35H245V38H244L245 41H246V37L248 38V35H249V34H248L247 36H246ZM250 35H252V34H250ZM250 35H249V37H250ZM86 36H87V35H86ZM88 36H89V35H88ZM105 36H106V35H105ZM125 36H126V35H125ZM141 36H142V34H141ZM144 36H145V35H144ZM182 36H183V35H182ZM203 36H204V35H203ZM220 36L223 37L222 35H220ZM225 36H226V35H224L223 38H225ZM236 36H237V35H236ZM255 36H256V34H255ZM255 36H253L252 38L256 39V38L258 37V35L256 36V38H255ZM41 37H42V36H41ZM41 37H40V38H41ZM91 37H93V39H92ZM94 37H95V35H92V36L90 35L89 39L91 38V39L94 41V40L96 39V38H94ZM145 37H146V36H145ZM177 37H178V35H177ZM179 37H180V36H179ZM179 37H178V38H179ZM185 37H187V36H185ZM188 37H189V36H188ZM199 37H200V36H199ZM231 37H232V36H231ZM233 37H234V36H233ZM263 37H264V36H263ZM44 38H45V37H44ZM98 38H100V37H98ZM105 38H106V37H105ZM113 38H114V37H113ZM127 38H129L128 35H127ZM178 38H177V39H178ZM180 38H181V37H180ZM189 38H190V37H189ZM207 38H209V37H207ZM234 38H235V37H234ZM82 39H83V36H82ZM87 39H88V38H87ZM108 39H110V37L107 38V40H108ZM111 39H112V38H111ZM139 39H140V38H139ZM150 39H152V37H151ZM235 39H238V36H237V38H235ZM244 39H243V40H244ZM257 39H260V37L257 38ZM84 40H85V38H84ZM97 40H98V39H97ZM102 40H103V39H102ZM160 40H161V39H160ZM160 40H159V41H160ZM178 40H179V39H178ZM178 40H177V41L175 40V41H176V42H179ZM181 40H182V38H181ZM183 40H184V39H183ZM192 40H193V39H192ZM192 40H190V41H192ZM206 40H208V39H206ZM206 40L203 42V43H204V44H203V43H200V42H202L201 39H200V41H199V39H198L197 43L199 42L200 44H203L202 46H206V45H205V42H207ZM218 40H215V41L217 42ZM228 40H229V38H228ZM232 40L235 41L234 39H232ZM248 40H249V38L247 39V41H248ZM250 40H251V38H250ZM79 41H80V40H79ZM93 41H91V43H92ZM116 41H117V40H115V43H116ZM162 41H164V40H161V42H162ZM171 41H172V40H171ZM211 41H212V40H211ZM254 41H255V40H254ZM256 41H257V40H256ZM259 41H260V40H259ZM80 42H81V41H80ZM80 42H79V43H80ZM88 42L90 43V40H88ZM88 42H87V40H85V44L83 43V44L85 45V46L83 45V46L85 47V49L88 48V47L86 48V44H87ZM95 42H96V41H95ZM95 42H93V44H94ZM98 42L101 43L102 41H100V40L97 41V44H98ZM110 42H111V41H110ZM118 42H119V41H118ZM148 42L150 43V40H148ZM151 42H152V40H151ZM154 42H155V41H154ZM157 42H158V41H156L155 43L157 44ZM213 42H214V41H213ZM231 42H232V41H231ZM231 42H230V44H231ZM250 42L252 43L253 41L251 40ZM113 43H114V41H113ZM119 43H120V42H119ZM119 43H116V44L119 45ZM124 43H125V42H122L121 44H124ZM126 43H127V41H126ZM140 43H141V42H140ZM140 43H138V44H139V45H138L139 47H140ZM149 43H148V44H149ZM162 43H163V42H162ZM162 43H160V44H162ZM179 43H180V42H179ZM185 43H188V42L186 41ZM191 43H192V42H191ZM191 43L189 42L188 45L191 44ZM194 43H196V42H194ZM197 43L194 44L193 46H198V47H199L200 45H197ZM199 43H198V44H199ZM223 43H224V42H223ZM234 43H235V42H233V44H234ZM236 43H237V42H236ZM258 43H259V42H258ZM97 44H96V45H97ZM103 44H104V43H103ZM107 44H108V43H107ZM121 44H120V45H121ZM131 44H132V43H131ZM163 44H164V43H163ZM183 44H184V42H183ZM183 44H182V45H183ZM192 44H193V43H192ZM212 44H214V43L211 42V45H212ZM252 44H253V43H252ZM252 44H251V45H252ZM80 45H82V44H80ZM112 45H113V47H114V46L117 47V45H114V44H112ZM124 45H125V44H124ZM188 45H187V46H188ZM220 45H221V44H220ZM239 45H240V44H239ZM91 46H92V45H91ZM101 46H102V45H101ZM101 46H100V47H101ZM104 46H105V47H104ZM104 46H102V48L105 49V48H106V45H104ZM109 46H111V45H109ZM126 46H127V45H126ZM138 46H137V47H138ZM157 46H158V45H156L155 47H157ZM179 46H180V45H179ZM179 46L176 45L174 48L177 50L176 47L179 48ZM191 46H192V45H191ZM193 46H192V47H193ZM236 46H237V44H236ZM243 46H244V45H243V43H242V47H243ZM84 47H83V49H84ZM116 47H115V48H116ZM141 47H142V46H141ZM188 47L190 48V45H189ZM192 47H191V48H192ZM198 47H195L196 50L201 49V47H200V48H198ZM206 47H208V48H205V49L202 48V49H204V51L207 49V51H208V49H209L210 46L207 45ZM224 47H225V45H224ZM245 47H248V46L245 45ZM77 48H79V47H77ZM89 48H90V47H89ZM108 48H109V47H108ZM108 48H107V49H108ZM110 48H111V47H110ZM158 48H159V47H158ZM158 48H156L157 51H159ZM195 48H194V49H195ZM197 48H198V49H197ZM225 48L227 49V47H225ZM258 48H259V47H258ZM67 49H69V48H67ZM80 49H82V48H80ZM83 49H82V50H83ZM90 49H92V47H91ZM121 49H122V48H121ZM142 49H143V47H142ZM156 49H155V50H156ZM159 49H160V48H159ZM180 49H182V48L180 47ZM183 49H184V48H183ZM202 49H201L200 51H201V52H204V51H202ZM250 49H251V48H250ZM253 49H254V48H253ZM256 49H257V48H256ZM92 50H93V52L96 51V49H95V50L92 49ZM112 50H113V49H112ZM139 50H141V49H139ZM160 50H161V49H160ZM184 50H185V49H184ZM184 50H183V51H184ZM187 50H188V49H187ZM214 50H215V49H214ZM216 50H217V49H216ZM65 51H66V49H65ZM69 51H70V50H69ZM109 51H110V50H109ZM124 51H125V50H124ZM129 51H130V50H129ZM134 51H135V50H134ZM134 51H133V52H134ZM190 51L192 52L191 49H190ZM190 51H189L188 53H191ZM193 51H195V50H193ZM223 51H224V49H223ZM243 51H244V50H242V52H243ZM245 51H246V50H245ZM247 51H249V50H247ZM82 52L84 53V55L87 53L86 50H85V52H84V50H83ZM115 52H116V51H115ZM117 52H119V51H117ZM142 52H143V51H142ZM159 52H161V51H159ZM174 52H176V54L178 55V51H174ZM185 52H186V51H185ZM195 52H196V51H195ZM195 52H194V55L196 54ZM214 52H215V51H214ZM258 52H259V51H258ZM65 53H66V52H65ZM83 53H82V54H83ZM148 53H149V52H148ZM188 53L186 52L187 55H188ZM197 53H198V52H197ZM204 53H205V52H204ZM222 53H224V52H222ZM222 53H221V54H222ZM67 54H68V52H67ZM91 54H92V53L90 52L89 55H91ZM122 54H123V53H122ZM142 54H143V53H142ZM149 54H150V53H149ZM158 54H159V53H158ZM176 54H175V55H176ZM200 54H201V53H200ZM200 54H199V55H200ZM206 54H208V53H206ZM217 54H218V53H217ZM217 54H215V55H217ZM248 54H249V53H248ZM251 54H252V52H251ZM253 54H254V52H253ZM76 55H77V54H76ZM161 55H162V54H161ZM187 55H186V56L184 55V56H185L186 58H188V57L191 56L192 54L189 55L188 57H187ZM249 55H250V54H249ZM257 55H258V54H257ZM259 55L262 56L263 54L261 55V54L259 53ZM65 56H66V55H65ZM78 56H79V54H78ZM82 56H83V55H81L80 58H82ZM91 56L95 57V53H94V55L92 54ZM125 56H126V55H124V57H125ZM147 56H148V55H147ZM195 56H197V54H196ZM208 56H210V55H208ZM220 56H221V55H220ZM220 56H219V57H220ZM222 56H223V55H222ZM243 56H245V55H243ZM246 56L248 57V55H246ZM255 56H256V55H255ZM263 56H264V55H263ZM93 57H91V58H92L91 60H93ZM160 57H161V56H160ZM163 57H164V60H165V59H166V55L164 56V52H163V56H162L161 58H163ZM185 57H184V58H185ZM215 57H216V56H215ZM250 57H251V55H250ZM66 58H67V59L69 58L68 55H67ZM83 58H85V56H83ZM83 58H82V59H83ZM151 58H152V57H151ZM177 58H178V57H177ZM184 58L181 57L182 60H183ZM190 58H191V57H189V59H188L189 61H190ZM205 58H206V57H205ZM212 58H213V57H212ZM243 58H244V57H243ZM257 58H258V57H257ZM257 58H256L255 60H257ZM259 58H260V57H259ZM259 58H258V61H259L260 59L263 61V58H260V59H259ZM95 59H97V57H95L94 60H95ZM193 59H194V58H193ZM196 59H197V58H196ZM224 59H226V58H224ZM246 59L249 60L248 58H246ZM246 59H245V60H246ZM251 59L253 60V58H251ZM251 59H250V60H251ZM85 60H90V59H87V57H86V59H84V61H85ZM91 60L89 61L90 63H89L88 61H87L88 63H86V62H85V63L83 62V63H84L85 65L90 64V65H92L93 67L95 66L94 69L91 67V71L93 70V72L90 71V72H91V73H90V76H91V74L93 73L92 75H93V77L95 78L96 75H98L97 72H95V71H99V69H101V68L103 69L104 67H103V65H102V66H99V63H98V62H97L98 65H96V64L94 65V63H96V61H98V60H96L94 63H93V61L91 62ZM137 60H140V59H137ZM151 60H152V59H151ZM154 60H155V59H154ZM156 60H157V59H156ZM158 60H160V59H158ZM162 60H163V59H162ZM182 60H181V62H182ZM210 60H211V57H210ZM213 60H214V58H213ZM241 60H242V59H241ZM245 60H244V61H245ZM247 60H246V61H247ZM255 60H254V61H255ZM261 60H260V61H261ZM81 61H82V60H81ZM103 61H106V60H103ZM107 61H108V60H107ZM110 61H111V60H109L108 62H110ZM175 61H176V60H175ZM179 61H180V60H179ZM185 61H186V60H185ZM185 61H184V63H185ZM189 61H186V62H188V63H192V61H191V62H189ZM196 61H197V60H195V62H196ZM198 61H199V60H198ZM214 61H215V60H214ZM218 61H219V60H218ZM218 61H217V62H218ZM224 61H225V60H224ZM99 62H100V60H99ZM127 62H128V60H127ZM134 62H136V61H134ZM169 62H170V61H169ZM92 63H93V64H92ZM103 63H106V62H101V64H103ZM157 63H158V62H157ZM160 63H161V62H160ZM166 63H167V62H166ZM171 63H172V61H171ZM257 63H261V62H257ZM110 64H111V62H110ZM133 64H134V63H133ZM182 64H183V63H182ZM186 64H187V63H186ZM186 64H185V65H186ZM210 64H213V63L211 62ZM242 64H243V63H242ZM242 64H241V65H242ZM104 65H107V63L104 64ZM136 65H137V64H136ZM136 65H134V66H136ZM138 65H139V64H138ZM158 65H159V64H158ZM160 65H161V64H160ZM163 65H165V63H164ZM172 65H173V64H172ZM180 65H181V64H180ZM193 65H194V67H195L196 64H193ZM208 65H209V64H208ZM220 65H221V63H220ZM243 65H244V64H243ZM255 65H256V63H255ZM260 65L262 66V64H260ZM87 66H88V65H87ZM97 66H98V67H97ZM150 66H151V65H150ZM155 66H156V65H155ZM155 66H154V67H155ZM161 66H162V65H161ZM167 66H168V65H167ZM188 66H189V64H188ZM263 66H264V62H263ZM81 67H82V66H81ZM89 67H90V66H89ZM89 67H87L88 70H89ZM96 67H97V68H96ZM99 67H100V68H99ZM114 67H115V66H114ZM122 67H123V66H122ZM151 67H152V66H151ZM151 67H149V68H151ZM163 67H164V66H163ZM182 67H183V69H184V65H183ZM182 67H179V68H182ZM185 67H187V66H185ZM220 67H221V66H220ZM234 67H235V66H234ZM234 67H233V68H234ZM259 67H260V66H259V64H258V67H257V68H259ZM74 68H76V66H74ZM83 68H86V67L83 66ZM95 68H96V69L99 68V69H98V70H95ZM106 68H107V67H106ZM123 68H124V67H123ZM144 68H145V67H144ZM144 68H143V69H144ZM149 68H148V69H149ZM152 68H153V67H152ZM157 68H160V67L158 66ZM170 68H171V67H170ZM261 68H263V67H261ZM81 69H82V68H81ZM81 69H80V70H81ZM87 69H86V70L84 69L85 72H84V71H81V72H84V74H85V73L87 74V72H86ZM104 69H105V68H104ZM127 69H128V68H127ZM132 69H133V68H132ZM173 69H175V68H173ZM173 69H171V70H173ZM188 69H189V68H188ZM188 69H186V70H188ZM197 69H198V68H197ZM224 69H225V68H224ZM105 70H106V69H105ZM122 70H123V69H122ZM135 70L137 71L138 69H136V67H135ZM141 70H142V67H141V69H140L139 71H141ZM153 70H154V69H153ZM177 70H178V68H177ZM189 70H190V69H189ZM195 70H196V69H195ZM257 70H258V69H257ZM100 71H101V70H100ZM100 71H99V72H100ZM116 71H117V70H116ZM118 71H120V69H119ZM118 71H117V72H118ZM217 71H218V73H219V71H220V73H222L221 70H217ZM241 71H242V70H241ZM76 72H77V71H76ZM105 72H107V70H106ZM109 72H110L111 75H112V72H111V71H109ZM109 72H108V73H109ZM154 72H155V71H154ZM172 72H173V71H172ZM178 72H179V71H178ZM187 72H189V71H187ZM187 72H186V73H187ZM193 72H194V70H193ZM193 72H191L190 74L193 75ZM196 72H198V71H196ZM196 72H194V73H196ZM249 72H250V71H249ZM133 73H134V72H133ZM140 73L143 74L142 72H140ZM146 73H147V72H146ZM155 73H158V72H155ZM159 73H160V72H159ZM167 73H168V72H167ZM169 73H170V72H169ZM176 73H177V72H176ZM223 73H224V72H223ZM242 73H243V72H242ZM262 73H264V72L262 71ZM67 74H68V75H66V77H67V76H68V77L70 76V78H71V75L69 74V71L67 72ZM99 74H100V73H99ZM115 74H116V73H115ZM135 74H137V73L135 72ZM152 74H153V73H152ZM160 74H161V73H160ZM177 74H178V73H177ZM177 74H176V75H177ZM179 74H180V73H179ZM232 74H233V73H232ZM11 75H12V73H11ZM18 75H19V74H18ZM117 75H118V74H117ZM130 75H131V73H130ZM147 75H148V74H147ZM154 75H155V77H156L157 74H154ZM163 75H164V74H163ZM167 75H168V74H167ZM167 75H166V76H167ZM169 75H171V78H172V77H173L172 75H175V74L173 73V74H169ZM169 75H168V78H169ZM180 75H181V74H180ZM191 75H190V76H191ZM255 75H256V74H255ZM3 76H4V75H3ZM3 76H2V77H3ZM12 76H13V75H12ZM98 76H99V75H98ZM134 76H135V75H134ZM137 76H139V75L137 74ZM166 76H165V77H166ZM187 76H188V73H187ZM205 76H206V75H205ZM212 76H213V75L210 76V79H211ZM5 77H6V76H5ZM68 77L65 79L66 82H67ZM86 77L88 78V76L84 75L83 79H80V78H79V79L85 81L84 78H86ZM91 77H92V76H91ZM91 77H90V78H91ZM101 77H102V76H101ZM101 77H100V78H101ZM129 77H131V76H129ZM147 77H148V76H147ZM151 77H152V76H151ZM176 77H177V76H176ZM176 77H175V80H177V79L179 78V77H178V78L176 79ZM206 77L208 78L209 76H206ZM214 77H215V76H214ZM214 77H213V78H214ZM221 77H222V76H221ZM223 77H224V76H223ZM11 78H12V77H11ZM81 78H82V77H81ZM97 78H98V77H97ZM110 78H112V77H110ZM131 78H133V77H131ZM141 78H142V75H141ZM160 78H161V77H160ZM162 78H163V77H162ZM207 78H206V79H207ZM246 78H247V77H246ZM3 79H4V78H3ZM15 79H16V78H15ZM18 79H19V78H18ZM79 79H78V80H79ZM101 79H102V78H101ZM116 79H117V78H116ZM138 79H139V77H138ZM154 79H155V78H154ZM169 79H170V78H169ZM238 79H239V78H238ZM257 79H258V77H257ZM12 80H13V79H12ZM62 80H63V79H62ZM139 80H140V79H139ZM142 80H145V79L142 78ZM150 80H151V79H150ZM161 80H162V79H161ZM163 80H164V79H163ZM166 80H167V79H166ZM179 80H182V78H181V79L179 78ZM183 80H185V79H183ZM195 80H196V79H195ZM211 80H213V79H211ZM227 80H228V79H227ZM255 80H256V79H255ZM6 81H7V79H6ZM73 81H75V78H73L72 81H70V79H69L68 83H69V82L72 83ZM76 81H77V80H76ZM90 81H91V80H90ZM95 81H98V80H95ZM104 81H105V80H104ZM112 81H113V80H112ZM124 81H125V80H124ZM243 81H244V80H243ZM66 82H64V84H65ZM106 82H107V81H106ZM108 82H109V80H108ZM113 82H114V81H113ZM200 82H201V80H200ZM212 82H213V81H212ZM241 82H242V81H241ZM247 82H248V81H247ZM68 83H66L65 85H67ZM92 83H93V82H92ZM118 83H119V82H118ZM144 83H146V82H144ZM169 83H170V82H169ZM172 83H173V82H172ZM172 83H171V84H172ZM188 83H189V82H188ZM188 83H187V84H188ZM214 83H215V81H214ZM242 83H243V82H242ZM263 83H264V82H263ZM263 83H262V84H263ZM78 84H79V82H78ZM78 84H77V85H78ZM81 84H82V82H81ZM100 84H102V83H100ZM126 84H127V83H126ZM159 84H161V83H159ZM159 84H157V85H159ZM166 84H167V83H166ZM171 84H170V85H171ZM202 84H203V83H202ZM250 84H251V82H250ZM95 85H96V84H95ZM97 85H99V84H97ZM170 85H169V86H170ZM185 85H186V84H185ZM200 85H201V84H200ZM244 85H245V84H244ZM252 85H253V84H252ZM78 86H79V85H78ZM83 86H84V85H83ZM90 86H91V85H90ZM90 86H89V87H90ZM100 86L102 87V85H100ZM115 86H116V85H115ZM176 86H177V85H176ZM188 86H190V85H188ZM158 87H159V86H158ZM182 87L184 88V86H182ZM208 87H209V86H208ZM216 87H217V86H216ZM63 88H64V87H62V89H63ZM90 88H92V87H90ZM93 88H94V87H93ZM144 88H145V85H144ZM146 88H147V87H146ZM173 88H174V87H173ZM183 88H182V89H183ZM198 88H199V86H198ZM66 89H67V87H66ZM70 89H71V87H70ZM81 89H82V91L85 90V88H83V87H82ZM164 89H165V88H164ZM169 89H170V87H169ZM200 89H201V88H200ZM220 89H221V88H220ZM230 89H231V88H230ZM258 89H259V88H258ZM263 89H264V87H263ZM71 90H72V89H71ZM73 90H75V89H73ZM89 90H90V89H89ZM156 90H157V89H156ZM183 90H186V89H183ZM192 90H193V88H192ZM214 90H215V88H214ZM222 90H223V89H222ZM62 91H66V92H67L68 89H67V90L63 89ZM80 91H81V90H80ZM90 91H91V90H90ZM96 91H97V90H96ZM99 91H100V89L98 90V92H99ZM103 91H104V90H103ZM109 91H111V90H109ZM205 91H206V90H205ZM217 91H218V89H217ZM231 91H232V90H231ZM253 91H254V90H253ZM69 92H70V91H69ZM69 92H68V93H69ZM72 92H73V91H72ZM91 92H92V91H91ZM98 92H97V94H98ZM101 92H102V91H101ZM147 92H150V91H147ZM208 92H210V91H208ZM243 92H244V91H243ZM245 92H246V91H245ZM260 92H262V91H260ZM260 92H259V93H260ZM51 93H52V92H51ZM79 93H80V92H79ZM85 93H89V92H85ZM105 93L107 94V93H108V90H107V91H104L103 94H105ZM111 93H112V92H111ZM118 93H119V92H117V94H118ZM142 93H143V92H142ZM203 93H204V92H203ZM224 93H225V92H224ZM226 93H227V92H226ZM89 94H91V93H89ZM93 94H95V93H93ZM117 94H115V95H117ZM150 94H151V93H150ZM156 94H157V93H156ZM206 94H207V93H206ZM210 94H211V93H210ZM217 94H219V93H217ZM241 94H242V92H241ZM244 94H246V93H244ZM254 94H255V93H254ZM61 95H62V94H61ZM66 95H67V94H66ZM71 95H72V94L67 95V96H69V97H67V98H70ZM78 95H79V94H78ZM121 95H122V94H121ZM121 95H120V97H121ZM127 95H128V94H127ZM153 95H154V94H153ZM169 95H170V94H169ZM195 95L197 96V94H195ZM199 95H200V93L198 94V96H199ZM261 95H262V93H261ZM56 96H57V95H56ZM56 96H54V97H56ZM63 96L65 97V95H63ZM63 96H62V97H63ZM72 96H75V94L73 93ZM72 96H71V97H72ZM79 96H82V98H83V94H82V95L80 94ZM79 96H77V97H79ZM84 96H85V95H84ZM98 96H99V95H98ZM98 96L95 95L96 98H97ZM110 96H111V94H110ZM146 96H147V95H146ZM158 96H159V95H158ZM191 96H192V95H191ZM202 96H203V95H202ZM208 96H209V95H208ZM208 96H206L207 98L205 97L207 100L210 99V98H209L210 96H209V97H208ZM231 96H232V95H231ZM231 96H230V97H231ZM253 96H255V95H253ZM52 97H53V95H52ZM58 97H59V96H58ZM58 97H57V99H55V103L57 102ZM60 97H61V96H60ZM85 97H86V96H85ZM85 97H84V98H85ZM87 97H88V95H87ZM87 97H86V98H87ZM102 97H103V95H102ZM104 97H105V95H104ZM106 97H108V96H106ZM106 97H105V98H106ZM147 97H148V96H147ZM211 97H212V96H211ZM262 97H263V96H262ZM82 98L79 97V98H78L79 102L76 101V103H79V104L83 103L82 101H84V100H83ZM88 98H90V96H89ZM115 98L117 99V97H115ZM118 98H119V97H118ZM122 98H123V97H122ZM167 98H168V97H167ZM203 98H204V96H203ZM205 98H204V100H205ZM208 98H209V99H208ZM241 98H242V97H239V100H240ZM254 98H255V97H254ZM51 99H52V98H51ZM60 99H61V98H60ZM80 99H81L82 101H80ZM94 99H95V98L93 97V98L90 99V100L93 102ZM97 99L99 100V102L102 101V99H100L99 97H98ZM152 99H153V98H152ZM248 99H249V98H248ZM255 99H256V98H255ZM257 99H258V96H257ZM263 99H264V97H263ZM53 100H54V99H53ZM70 100H71V99H70ZM72 100H73V99H72ZM104 100H105V99H104ZM110 100H111V99H110ZM154 100H155V99H154ZM156 100H157V99H156ZM207 100H206V101H207ZM60 101H61V103H62V101H65V100L62 99V100H60ZM139 101H141V100H139ZM150 101H151V100H150ZM206 101H205V102H206ZM242 101H243V100H242ZM242 101H241V102H242ZM248 101H250V100H248ZM259 101H260V100H259ZM104 102H105V101H104ZM104 102H103V103H104ZM109 102H110V101H109ZM129 102H130V101H129ZM131 102H132V101H131ZM135 102H136V101H135ZM135 102H134V103H135ZM137 102H138V101H137ZM141 102H142V101H141ZM153 102H155V101H152V103H153ZM163 102H165V101H163ZM210 102H212V101H210ZM244 102H245V101H244ZM260 102H261V101H260ZM53 103H54V102H53ZM55 103H54V104H55ZM64 103H65V102H64ZM64 103H63V104H64ZM66 103L68 104V101H67ZM66 103H65V104H66ZM69 103H70V102H69ZM88 103H89V102H88ZM94 103H95V102H94ZM94 103H92V105H93ZM112 103H113V102H112ZM146 103H147V102H146ZM146 103H145V104H146ZM155 103H156V102H155ZM160 103H161V102H160ZM165 103H166V102H165ZM173 103H174V102H173ZM239 103H240V102H239ZM246 103H248V102L246 101ZM246 103H244V104L246 105ZM72 104H75V100H73V103H72ZM72 104H71V105H72ZM79 104H77V105H79ZM100 104H102V102H101ZM168 104L170 105V103H168ZM168 104H167V108H169V105H168ZM192 104H193V103H192ZM203 104H205V103H203ZM248 104H249V103H248ZM254 104H255V103H254ZM254 104H253V105H254ZM261 104H262V103H261ZM75 105H76V104H75ZM84 105H85V103L82 104V106H84ZM90 105H91V104H90ZM94 105H95V104H94ZM102 105H103V104H102ZM136 105H138V104L136 103ZM159 105H160V104H159ZM163 105H164V103H163ZM163 105H162V103H161V105H160L161 107H159V109H160V113H161V111H162V114H163V112H167V111L169 110V109H168V110H165L166 104H165V107H164ZM207 105H208V104H207ZM210 105H211V104H210ZM251 105H252V103H251ZM251 105H250V106H251ZM256 105H258V104L256 103L255 106H256ZM68 106H69V105H68ZM125 106H126V105H125ZM127 106H128V105H127ZM162 106L164 107V111L161 110V108H163ZM172 106H173V108H174V110H173L172 112L174 113V115H176V113H178V112H175L176 107H174V106H175L174 104H173ZM180 106H181V105H180ZM212 106H213V105H212ZM216 106H217V105H216ZM221 106H222V105H221ZM235 106H236V105H235ZM258 106H260V105H258ZM76 107H79V106H76ZM92 107H93V106H92ZM94 107H95V106H94ZM97 107H98V106H97ZM170 107H171V106H170ZM193 107H194V106H193ZM196 107H197V106H196ZM222 107H223V106H222ZM243 107H244V106H243ZM71 108H72V107H71ZM83 108L85 109V107H83ZM105 108H106V107H105ZM173 108H172V109H173ZM216 108H217V107H216ZM241 108H242V107H241ZM246 108H248V107L246 106ZM246 108H245V109H246ZM78 109H79V108H78ZM80 109H82V108H80ZM86 109L88 110V109H90V108L87 107ZM95 109H96V108H95ZM98 109H100V108L98 107V108L95 110V111H96V114H99V113H97V112H100ZM245 109H244V110H245ZM62 110H63V109H62ZM90 110H91V109H90ZM97 110H98V111H97ZM100 110H101V109H100ZM151 110H152V109H151ZM192 110H194V108H193ZM192 110H190V111H192ZM239 110H240V109H239ZM254 110H256V109L254 108ZM257 110H258V109H257ZM259 110H261V109H259ZM263 110H264V109H263ZM77 111H80V110H77ZM103 111H104V110H103ZM158 111H159V110H158ZM176 111H177V109H176ZM195 111H196V110H195ZM261 111H262V110H261ZM261 111H260V113H261ZM60 112H62V111H60ZM63 112H66V111L63 110ZM63 112H62V113H63ZM88 112H89V111H88ZM92 112H93V111H92ZM146 112H147V111H146ZM168 112H169V113H168ZM168 112H167V113H164V115L167 114V115L170 116L171 110L168 111ZM182 112H183V111H182ZM223 112H224V111H223ZM228 112H229V111H228ZM242 112H243V110H242ZM247 112H248V111H247ZM253 112H254V111H253ZM257 112H258V111H257ZM68 113H69V112H68ZM72 113H73V112H72ZM78 113H79V112H78ZM80 113H81V111H80ZM126 113H127V112H126ZM137 113H138V112H137ZM139 113H140V112H139ZM148 113H151V112H148ZM173 113H171V114L173 115ZM188 113H189V112H188ZM188 113H187V114H188ZM195 113H196V112H195ZM231 113H232V112H231ZM70 114H71V112H70ZM70 114L67 115V116L71 117L72 115L70 116ZM82 114H83V113H82ZM141 114H142V113H141ZM180 114H181V113H180ZM190 114H191V113H190ZM237 114H239V113H237ZM237 114H236V115H237ZM244 114H245V113H244ZM244 114L242 113V115H244ZM256 114H258V113H256ZM57 115H58V114H57ZM59 115H60V114H59ZM64 115H65V117H66V114H65V113H64ZM109 115H110V114H109ZM123 115H124V114H123ZM149 115H150V114H149ZM151 115H152V114H151ZM151 115H150V118H151ZM172 115H171V116H172ZM182 115H183V114H182ZM196 115H197V114H196ZM240 115H241V114H240ZM262 115H263V114H262ZM62 116H63V115H62ZM101 116H102V115H101ZM154 116H155V115H154ZM176 116H177V115H176ZM178 116H179V115H178ZM180 116H181V115H180ZM180 116H179V117H180ZM223 116H224V115H223ZM253 116H254V115H253ZM253 116H252V117H253ZM263 116H264V115H263ZM152 117H153V116H152ZM156 117H157V116H156ZM173 117H175V116H173ZM173 117H172V120H174ZM229 117H230V116H229ZM237 117H238V116H237ZM244 117H245V116H244ZM62 118H63V117H62ZM72 118H73V117H72ZM148 118H149V117H148ZM182 118H183V117H182ZM88 119H89V118H87V120H88ZM103 119H104V118H103ZM154 119H155V118H154ZM243 119H244V118H243ZM84 120H85V119H84ZM172 120H171V121H172ZM176 120H177V119H176ZM176 120H175V121H176ZM185 120H186V119H185ZM244 120H245V119H244ZM259 120H260V119H259ZM90 121H91V120H90ZM148 121H150V120H148ZM156 121H157V120H156ZM250 121H251V120L249 119V122H250ZM263 121H264V120H263ZM70 122L72 123L71 120H70ZM182 122H183V121H182ZM247 122H248V121H247ZM257 122H258V120H257ZM130 123H131V122H130ZM141 123H142V122H141ZM141 123H139V124H141ZM145 123H146V122H145ZM156 123H157V122H156ZM171 123H172V122H171ZM207 123H208V121H207ZM64 124H65V123H64ZM78 124H80V123H78ZM84 124H87V123H84ZM97 124H98V123H97ZM116 124H117V123H116ZM131 124H132V123H131ZM150 124H151V123H150ZM162 124H163V123H162ZM165 124H167V123H165ZM165 124H164V125H165ZM176 124H177V123H176ZM203 124H204V123H203ZM253 124H254V123H253ZM76 125H77V124H76ZM95 125H96V124H95ZM98 125H100V124H98ZM105 125H106V124H105ZM107 125H108V123H107ZM109 125H110V124H109ZM109 125H108V127H109ZM133 125H134L133 128H135L136 125H135V124H133ZM143 125H144V124H143ZM157 125H158V124H157ZM164 125H161V126L164 128ZM187 125H188V124H187ZM199 125H200V124H199ZM208 125H209V124H208ZM233 125H234V124H233ZM248 125H249V124H248ZM263 125H264V123H263ZM47 126H50V125L48 124ZM47 126H46V127H47ZM66 126H67V125H66ZM68 126H69V125H68ZM70 126H71V124H70ZM72 126H75V125H72ZM72 126H71V127H72ZM88 126H89V125H88ZM91 126H92V124H91ZM131 126H132V125H131ZM137 126H139V125H137ZM169 126H170V125H169V123H168V124L166 125L165 128H167V127H169ZM171 126H172V125H171ZM241 126H242V125H241ZM250 126H251V125H250ZM258 126H259V125H258ZM258 126H257V128L259 129L260 127H258ZM59 127H60V126H59ZM59 127H58V130H59ZM62 127H63V126H62ZM75 127H76V126H75ZM86 127H87V125H86ZM105 127H106V126H105ZM139 127H140V126H139ZM153 127H154V126H153ZM176 127H177V126H176ZM189 127H190V126H189ZM238 127H239V126H238ZM261 127H262V126H261ZM51 128H52V127H51ZM51 128H50V129H51ZM64 128H65V127H64ZM67 128H68V127H67ZM67 128H65L66 130L64 129L65 132L68 130ZM72 128H73V127H72ZM72 128H70V129H72ZM96 128H97V127H96ZM140 128H141V127H140ZM158 128L160 129L161 127H160V126H158V127L156 126V131L158 130ZM163 128H162V129H163ZM165 128H164V129H165ZM169 128H171V130L173 129V127H169ZM174 128H175V127H174ZM181 128H182V127H181ZM243 128H244V127H243ZM48 129H49V128H48ZM48 129H47V130H48ZM50 129H49V130H50ZM62 129H63V128H61L60 131H62ZM107 129H108V128H107ZM111 129H112V128H111ZM136 129H137V128H136ZM145 129H146V128H145ZM175 129H176V128H175ZM175 129L172 130V131H174V132H176V131L178 132V131H179V130H176V131H175ZM178 129H179V127H178ZM233 129H235V128H233ZM241 129H242V128H241ZM244 129H245V128H244ZM244 129H243V130H244ZM44 130H45V129H44ZM55 130H56V129H55ZM58 130H57V131H58ZM109 130H110V129H109ZM139 130L141 131V129H139ZM139 130H137V131H139ZM142 130H143V129H142ZM160 130H161V129H160ZM165 130H166V129H165ZM169 130H170V129H169ZM171 130H170V132L173 133ZM183 130H184V129H183ZM208 130H209V129H208ZM238 130H239V129H238ZM261 130H262V129H261ZM40 131H41V129H40ZM51 131L53 132L54 130H51ZM60 131H59V132H60ZM163 131H164V130H163ZM191 131H192V130H191ZM263 131H264V129H263ZM42 132H43V131H42ZM52 132L50 133L51 136H48V135H49L48 133H47L48 135H46V133H44V136L41 135L42 137H39V138H37V137H38L37 134H35L37 137H33V136L31 135V136H32L31 138L28 137V136H26V137H25V136L22 137L23 135H21V136H19V137L14 136L13 140H14V142L17 144V146H18L20 152H22L25 156L29 157L28 159H31L35 164H37V167H38V165H39V167L43 168L42 171H43L44 169H45V170H49V172L51 171V175H52V176H50V177L53 179V184H54V185H52V186H55L57 189H60V188H62V187H66V188H67V187L69 186L68 184H70V182L67 183L68 181L66 180V176H65V175H66V172H67L68 170H67V171L65 170V169H66V165H64L65 163L63 164L64 161L61 160V157H60V156H61V153H63V152H59V150H58V148H57V142H58V141H57V138H56V137H53ZM62 132H63V131H62ZM69 132H70V131H69ZM143 132H145V131L143 130ZM143 132L141 131L140 133L143 134ZM170 132H169V133H170ZM184 132H185V131H184ZM192 132H193V131H192ZM242 132H243V131H242ZM249 132H251V131H248V133H249ZM15 133H16V132H15ZM17 133H18V132H17ZM29 133H30V132H29ZM39 133H40V132H39ZM39 133H38V135H39ZM54 133H55V131H54ZM91 133H92V132H91ZM97 133H98V132H97ZM162 133H163V132H162ZM162 133H160V134H162ZM164 133H166V131H165ZM171 133H170V137L173 135V134H171ZM179 133H180V132H179ZM233 133H234V132H233ZM252 133H253V132H252ZM25 134H26V133H25ZM41 134H42V133H41ZM55 134H58V133H55ZM63 134L65 135V133H63ZM85 134H86V133H84V135H85ZM100 134H102V133H100ZM134 134L136 135L137 133H134ZM144 134H145V133H144ZM144 134H143V135H144ZM188 134H190V133H188ZM197 134H199V133H197ZM200 134H201V133H200ZM262 134L264 135V133H262ZM27 135H28V134H27ZM45 135H46V136H45ZM60 135H62V134H60ZM105 135H106V134H105ZM109 135H110V134H109ZM132 135H133V134H132ZM138 135H139V134H138ZM151 135H152V134H151ZM156 135H157V134H156ZM167 135H168V132H167ZM174 135H175L174 137H177L176 135H178V134H175V133H174ZM229 135H230V134H229ZM237 135H238V134H237ZM12 136H13V135H12ZM54 136H56V135H54ZM57 136H59V134H58ZM66 136H67V134H66ZM72 136H73V135H72ZM85 136H86V135H85ZM95 136H96V135H95ZM107 136H108V133H107ZM147 136H148V135H147ZM161 136H162V135H161ZM179 136H180V135H179ZM183 136H184V135H183ZM192 136H193V135H192ZM223 136H224V135H223ZM225 136H226V135H225ZM225 136H224V137H225ZM230 136H231V135H230ZM239 136H240V135H239ZM242 136H243V135H242ZM251 136H253V135H251ZM61 137H62V136H61ZM97 137H98V136H97ZM99 137H100V136H99ZM115 137H117V136H115ZM115 137H114V138H115ZM134 137H135V136H134ZM138 137H139V136H138ZM145 137H146V136H145ZM145 137H144V138H145ZM148 137H149V138H146V139H148V140H151V138H154L153 136H152L151 138H150V136H148ZM157 137H158V136H157ZM170 137H169V138H170ZM188 137H189V136H188ZM224 137H222V138L225 139ZM228 137H229V136H228ZM228 137H227V138H228ZM231 137H232V136H231ZM231 137H230V138H231ZM254 137H255V136H254ZM263 137H264V136H263ZM263 137H262V140L264 141ZM68 138H69V137H68ZM101 138H102V137H101ZM172 138H173V137H172ZM172 138H170V139L172 140ZM182 138H183V137H182ZM194 138H195V137H194ZM194 138H193V139H194ZM240 138H241V137H240ZM65 139H66V138H65ZM93 139H94V138H93ZM118 139H119V138H118ZM118 139H117V140H118ZM131 139H132V138H131ZM131 139H130V140H131ZM167 139H168V138H167ZM170 139H169V141H170ZM193 139H192V141H193ZM207 139H208V138H207ZM220 139H221V138H220ZM232 139H233V138H232ZM252 139H255V138H252ZM60 140H62V139H60ZM108 140H109V139H108ZM130 140H129V141H130ZM136 140H137V139H136ZM164 140H165V139H164ZM173 140H174V139H173ZM173 140H172V141H173ZM175 140H176L175 143H177V141H179V139H178V140L175 139ZM175 140H174V141H175ZM186 140H187V139H186ZM194 140H195V139H194ZM211 140H212V139H211ZM221 140H222V139H221ZM227 140H228V139H227ZM230 140H231V139H230ZM239 140H240V139H239ZM133 141H134V139H133ZM140 141H141V140H140ZM158 141H159V140H158ZM172 141H171V142H172ZM174 141H173L172 143L168 144V145H167V143H165V144H166V146L169 147V145L173 144ZM181 141H182V140H181ZM232 141H233V140H231V142H232ZM234 141H235V140H234ZM248 141H249V140H248ZM248 141H247V142H248ZM250 141H251V140H250ZM253 141H254V140H253ZM9 142H10V140H9ZM69 142H70V140H69ZM69 142H68V143H69ZM131 142H132V141H131ZM155 142H156V140H155ZM164 142H166V140H165ZM182 142H183V141H182ZM227 142L229 143V140H228ZM240 142H241V140H240ZM242 142H243V141H242ZM242 142H241V144H242ZM245 142H246V141H245ZM251 142H252V141H251ZM254 142H255V141H254ZM95 143H96V141H95ZM159 143H160V142H159ZM159 143H158L157 145H159ZM178 143H180L179 145H183V144H181V142H178ZM191 143H192V142H191ZM191 143H190V144H191ZM213 143L216 144L217 141H216V142L213 141ZM224 143H225L226 145H228V146L225 145V147H226L227 149H226L225 147H223L224 144H223V146L221 145V146H222L221 148H222V149L224 148L223 151H221V150H222L221 148H220V149H217V148H215V147H214V148L217 149V151L219 150L218 152L221 151V153H222V152H225V153H226V151H228L229 149L237 150V151H238V149H236V148H234V149H233V148H229V149H228L229 144H227L226 142H224ZM235 143H236V142H235ZM235 143H234V144H235ZM252 143H253V142H252ZM10 144H12V143H10ZM84 144H85V143H84ZM98 144H99V143H98ZM106 144H108V143H106ZM138 144H139V143H138ZM138 144H135V143H134V145H138ZM140 144H141V143H140ZM155 144H156V143H155ZM160 144H161V143H160ZM165 144H164V145H165ZM197 144H198V143H197ZM210 144H211V143H210ZM221 144H222V143H221ZM245 144H246V143H245ZM12 145H13V144H12ZM131 145H132V144H131ZM141 145H142V144H141ZM164 145H163V146H164ZM176 145H177V144H176ZM192 145H193V144H192ZM192 145H191V146H192ZM194 145H196V144H194ZM194 145H193V146H194ZM205 145H206V144H205ZM211 145H212V144H211ZM218 145H219V144H218ZM248 145H250V144H248ZM14 146H15V145H14ZM107 146H108V145H107ZM122 146H123V145H122ZM138 146H139V145H138ZM138 146H137V147H138ZM163 146H161V147H163ZM166 146H164V147L166 148ZM193 146H192V147H193ZM213 146H214V145H213ZM231 146H232V145H231ZM241 146L243 147V145H241ZM71 147H72V146H71ZM89 147H90V146H89ZM92 147H93V146H92ZM95 147H96V146H95ZM98 147H99V146H98ZM120 147H121V146H120ZM132 147H133V146H132ZM139 147H140V146H139ZM141 147H142V146H141ZM170 147H174V148H175V146H172V145H171ZM170 147H169V148H170ZM178 147H180V146H178ZM186 147H187V146H186ZM200 147H201V146H200ZM216 147H217V145H216ZM219 147H220V145H219ZM219 147H218V148H219ZM232 147H234V146H232ZM254 147H255V145H254ZM257 147H258V146H257ZM13 148H14V147H13ZM15 148H16V147H15ZM82 148H83V146H82ZM122 148H123V147H122ZM135 148H136V147H135ZM169 148H168V150H169ZM16 149H17V148H16ZM66 149H67V148H66ZM130 149L132 150L133 148L130 147ZM138 149H139V148H138ZM166 149H167V148H166ZM175 149H176V148H175ZM186 149H187V148H186ZM215 149H214V150H215ZM252 149H253V148H252ZM17 150H18V149H17ZM94 150H95V149H94ZM134 150H135V149H134ZM136 150H137V149H136ZM145 150H147V149H143V150L141 149V150H139V151H143V153H144ZM156 150H157V149H156ZM159 150H160V149H159ZM159 150H158V151H159ZM168 150H167V151H168ZM192 150H193V149H192ZM199 150H202V148H201V149L199 148ZM212 150H213V148H212ZM212 150H211V152H212ZM214 150H213V153H215ZM225 150H226V151H225ZM120 151H121V150H120ZM150 151H151V150H150ZM153 151H154V153H155V150H153ZM165 151H166V150H165ZM165 151H164V152H165ZM186 151H187V150H186ZM208 151H209V150H208ZM257 151H258V150H257ZM66 152H67V151H66ZM87 152H88V151H87ZM96 152H97V151H96ZM130 152H131V151H130ZM136 152H137V151H136ZM168 152H169V151H168ZM188 152H189V151H188ZM193 152H194V150H193ZM201 152H203V151H201ZM211 152H210V153H211ZM234 152H235V151H234ZM244 152H245V150H244ZM258 152H259V151H258ZM85 153H86V152H85ZM146 153H147V151H146ZM159 153H160V152H159ZM176 153H177V152H175V153H173V154H176ZM179 153H180V152H179ZM186 153H187V152H186ZM213 153H212V154H213ZM227 153H229V151H228ZM241 153H242V152H241ZM245 153H246V152H245ZM261 153H262V152H261ZM95 154H96V153H95ZM130 154H131V153H130ZM137 154H139V153L137 152ZM137 154H136V155H137ZM151 154H152V153H151ZM157 154H158V152H157ZM173 154H172V155H173ZM184 154H185V153H184ZM190 154H191V156H192V153H191V152H190ZM212 154H211V155H212ZM230 154H231V153H230ZM230 154H229V155H230ZM232 154H233V153H232ZM235 154H236V152H235ZM64 155H65V154H64ZM134 155H135V154H134ZM177 155H178V154L175 155V157H177V160H180V159L182 160V158L180 157L181 155L179 154V155H180V156H179V157H180L179 159H178V156H177ZM188 155H189V154H187L186 157H188ZM197 155H198V154H197ZM216 155H217V154H216ZM218 155H219V154H218ZM218 155H217V156H218ZM221 155H222V154H221ZM233 155H234V154H233ZM257 155H258V154H257ZM66 156H67V154H66ZM101 156H102V155H101ZM120 156H121V155H120ZM132 156H133V155H132ZM137 156H138L139 159H141V158L139 157L140 154L137 155ZM142 156H143V155H142ZM154 156H156V154L153 155L152 159L154 158ZM212 156H213V155H212ZM214 156H215V155H214ZM219 156H220V155H219ZM222 156H223V155H222ZM230 156H232V155H230ZM230 156H228V157L230 158ZM237 156H238V155H237ZM237 156H236V157H237ZM112 157H113V156H112ZM161 157H162V156H161ZM170 157H171V156H170ZM175 157H174V158H175ZM184 157H185V156H184ZM184 157H183V158H184ZM224 157H225V156H224ZM224 157H223L222 159H218V163L220 162L219 165H221V163H224V162H225V161H224V160H225ZM238 157H239V156H238ZM247 157H248V156H247ZM253 157H254V156H253ZM261 157H262V156H261ZM91 158H92V157H91ZM134 158H136V157H134ZM158 158H159V157H158ZM174 158H172V157L170 158L171 161H172L173 163L175 162V161H173ZM188 158H189V157H188ZM213 158H214V157H213ZM216 158H218V157H216ZM216 158H215V159H216ZM226 158H227V156H226ZM242 158H243V157H242ZM262 158H263V157H262ZM262 158H259V159L262 160ZM131 159H132V157H131ZM136 159H137V158H136ZM139 159H137V160H139ZM172 159H173V160H172ZM189 159H191V158H189ZM197 159H198V158H197ZM203 159H204V158H203ZM215 159H213V160H215ZM232 159H233V158H232ZM234 159H235V158H234ZM237 159H239V158H237ZM237 159H236V161H237ZM31 160H30V161H31ZM137 160H136V161H137ZM155 160H157V159H155ZM163 160H164V159H163ZM181 160H180L179 162H181ZM184 160H185V159H184ZM200 160H201V159H200ZM207 160H208V159H207ZM209 160H210V159H209ZM213 160H212L211 162H213ZM228 160H229V159H227L226 161H228ZM230 160H231V159H230ZM85 161H86V160H85ZM104 161H105V160H104ZM236 161H234V162H236ZM238 161H239V160H238ZM107 162H108V161H107ZM122 162H123V161H122ZM129 162H130V160H129ZM137 162H138V161H137ZM155 162H156V161H155ZM166 162H167V161H166ZM172 162H171V164H170L171 166H172ZM182 162H183V161H182ZM185 162H186V161H185ZM187 162H188V160H187ZM187 162H186V167H187ZM191 162H193V161H191ZM229 162H230V161H229ZM229 162H225V164H222L223 167H222V166H221L222 168L220 167L221 169L227 168L228 170L225 169L224 172L226 173V171H227L228 174H230V172H229V168H234V166H232V164H231V163H233V160H232L231 163H229ZM248 162H249V161H248ZM263 162H264V161H263ZM124 163H125V162H124ZM132 163H133V160H132ZM132 163H131V164H132ZM169 163H170V162H169ZM175 163H177V162H175ZM188 163H189V162H188ZM196 163H197V162H196ZM198 163H200V162H198ZM202 163H203V162H202ZM206 163H207V161H206ZM208 163H209V162H208ZM208 163H207V164H208ZM243 163H244V161H243ZM29 164H31V163H29ZM32 164H33V163H32ZM35 164H34V167H35ZM62 164H63L64 166H63ZM93 164H94V162H93ZM105 164H106V163H105ZM116 164H117V163H116ZM126 164H128V163H126ZM133 164H134V163H133ZM165 164H166V163H165ZM178 164H179V163H178ZM180 164L182 165V163H180ZM204 164H205V163H204ZM214 164H215V163H214ZM230 164H231V167H230ZM237 164H238V163H237ZM108 165H109V164H108ZM124 165H125V164H124ZM144 165H145V164H144ZM154 165H155V164H154ZM189 165H190V164H189ZM193 165H194V164H193ZM209 165H211V163H209V164L207 165L209 170L206 169V168H205L206 166H205L204 168L206 169V171H204V172L209 173V174H212V169H213V171L215 172V170H217V167H216V168L213 167V168L210 169V166H209ZM234 165H235V163H234ZM29 166H30V165H29ZM114 166H117V165H115V163H114ZM120 166H121V165H120ZM125 166H126V165H125ZM132 166L134 167V165H132ZM132 166L130 165L131 169H132ZM138 166H141V167H142V165L137 164V167H138ZM177 166L179 167V165H177ZM182 166L185 167V164H183ZM191 166H192V165H191ZM202 166H203V165H202ZM214 166H215V165H214ZM225 166H226V167H225ZM239 166H240V164H239ZM239 166H238V167H239ZM257 166H258V165H257ZM112 167H113V166H112ZM128 167H129V164H128L127 168H128ZM144 167H145V166H144ZM152 167H153V166H152ZM157 167H158V166H157ZM159 167H160V166H159ZM189 167H190V166H189ZM189 167H187V168H189ZM218 167H219V166H218ZM228 167H229V168H228ZM29 168L32 169V167H29ZM122 168H123V167H122ZM127 168H126V171H127ZM135 168H136V166H135ZM150 168H151V167H150ZM162 168H163V166H162ZM175 168H176V167H175ZM180 168H182V167L180 166ZM191 168H193V166H192ZM260 168H261V167H260ZM260 168H259L258 170H260ZM31 169H30V170H31ZM124 169H125V167H124ZM139 169H140V168H139ZM164 169H165V168H164ZM184 169H185V168H183V171H184ZM235 169H236V167L234 168V170H235ZM252 169H253V168H252ZM256 169H257V168H256ZM36 170H38V169L36 168ZM45 170H44V171H45ZM64 170H65L66 172H65ZM87 170H88V169H87ZM92 170H93V169H92ZM122 170H123V169H122ZM122 170H121V171H122ZM137 170H138V169H137ZM148 170H149V169H148ZM160 170H161V169H160ZM175 170H176V169H175ZM181 170H182V169H181ZM181 170H180V171H181ZM190 170H191V169H190ZM200 170L203 171V169H200ZM207 170H208V171H207ZM254 170H255V169H254ZM258 170H257V171H258ZM262 170H263V169H262ZM39 171H41V170H39ZM42 171H41V172H42ZM85 171H86V170H85ZM128 171H129V170H128ZM134 171H135V170H134ZM153 171H154V170H153ZM157 171H158V170H157ZM161 171H162V170H161ZM192 171L194 172L195 169H194V170L192 169L191 172H192ZM197 171H198V170H197ZM197 171H196V172H197ZM209 171H210L211 173H210ZM236 171H237V170H236ZM244 171H245V169H244ZM45 172H46V171H45ZM68 172H69V171H68ZM137 172H138L137 175H138V177H139V175H140V174H139V171H137ZM140 172H141V171H140ZM142 172H143V171H142ZM148 172H149V171H148ZM151 172H152V171H151ZM184 172H185V171H184ZM186 172H189V170H188V171L186 170ZM204 172H203V173H204ZM214 172H213V174H214ZM232 172H233V173H237V172H234V171H232ZM252 172H253V171H251V173H252ZM78 173H79V172H78ZM102 173H103V172H102ZM105 173H106V172H105ZM114 173H115V172H114ZM114 173H113V174H114ZM117 173H118V172H117ZM117 173H116V175H115V178L118 177V176H117ZM133 173H134V172H133ZM144 173H145V171H144ZM146 173H147V172H146ZM155 173H156V172H155ZM155 173H154V174H155ZM167 173H168V171H167ZM174 173H175V172H174ZM174 173H173V174H174ZM177 173H179V172H177ZM182 173H183V172H182ZM197 173L199 174L200 172H197ZM197 173H195V176H194V174H191V175H189V176L196 177V174H197ZM201 173H202V172H201ZM206 173H204V174H206ZM67 174H68V173H67ZM111 174H112V173H111ZM122 174H123V173H122ZM126 174H127V173H126ZM141 174H142V173H141ZM149 174H150V173H149ZM152 174H153V173H152ZM158 174H159V173H158ZM173 174H172V175H173ZM183 174H184V173H183ZM183 174H181V175H183ZM185 174H187V173H185ZM258 174H259V173H258ZM263 174H264V173H263ZM42 175H43V174H42ZM70 175H71V174H70ZM70 175H68V176H70ZM75 175H76V174H75ZM81 175H82V174H81ZM128 175H129V174H128ZM135 175H136V172H135ZM168 175H169V174H168ZM175 175H176V174H175ZM175 175H173V176H175ZM215 175H216V174L213 175V178L216 180V178L214 177ZM233 175H234V174H233ZM109 176H110V175H109ZM113 176H114V175H113ZM132 176H133V175H132ZM141 176H142V175H141ZM145 176H146V174L144 175V178H145ZM147 176H148V175H147ZM155 176H157V175L155 174ZM179 176H180V175H179ZM183 176H184V175H183ZM206 176H207L206 179L204 178L205 180H207L208 178L210 179V177L212 178V176H209V175H207V174H206ZM226 176H227V177H230V179L232 178L231 181H232V183H233V177H232V176H228L227 173H226ZM226 176L224 175V177H226ZM236 176H237V175H236ZM236 176H235V177H236ZM243 176H244V175H243ZM243 176H242V177H243ZM48 177H49V175H48ZM95 177H96V175H95ZM103 177H104V176H103ZM127 177H128V176H127ZM136 177H137V176H136ZM152 177H153V176H152ZM152 177H151V178H152ZM158 177H159V176H158ZM161 177H162V176H161ZM193 177H192V181H193ZM216 177H218V179H220L219 176H216ZM221 177H222V176H221ZM255 177L258 178L257 176H255ZM261 177H262V176H261ZM106 178H108V177H106ZM119 178H121V177L119 176ZM123 178H124V177H123ZM148 178H149V176H148ZM153 178H154V177H153ZM155 178H156V177H155ZM155 178H154V180H155ZM164 178H165V177H164ZM174 178H175V177H174ZM174 178H173V179H174ZM181 178H182V177H181ZM184 178H185V177H184ZM197 178H198V176H197L196 179H195V180H197L195 183H197V184L199 185V179H200V177H199V179H197ZM213 178H212V179H213ZM243 178H245V177H243ZM71 179H72V178H71ZM94 179H96V178H94ZM99 179H100V178H99ZM133 179H134V178H133ZM133 179H132V180H133ZM138 179H140V178H138ZM173 179L171 178V180H173ZM201 179H202V178H201ZM201 179H200V180H201ZM218 179H217V180H218ZM259 179H260V175H259ZM69 180H70V179H69ZM119 180H120V179H119ZM121 180H123V179H121ZM147 180H148V179H147ZM149 180H151V179H149ZM154 180H153V181H154ZM165 180H166V179H165ZM165 180H164V181H165ZM178 180H179V179H178ZM180 180H181V179H180ZM185 180H188V179L186 178ZM195 180H194V181H195ZM223 180H224V179H223ZM250 180H251V179H250ZM51 181H52V180H51ZM99 181H100V180H99ZM111 181H112V180H111ZM114 181H115V179H114ZM135 181H136V180H135ZM145 181H146V180H145ZM155 181H156V180H155ZM155 181H154V182H155ZM173 181H174V180H173ZM212 181H213V180H212ZM224 181H227V180H224ZM231 181H230V182H231ZM244 181H245V180H244ZM251 181H252V180H251ZM42 182H43V181H42ZM138 182H139V181H138ZM142 182H143V181H142ZM149 182H150V181H149ZM151 182H152V181H151ZM169 182H170V181H169V179H168V183H169ZM180 182H181V181H180ZM183 182H184V180H183ZM185 182H186V181H185ZM185 182H184V183H185ZM189 182H190V181L188 180V183H189ZM201 182L205 183L204 180H202ZM216 182H219V181H216ZM228 182H229V181H228ZM228 182H226V183H228ZM230 182H229V183H230ZM234 182H235V180H234ZM236 182H237V181H236ZM257 182H258V181H257ZM259 182H261V181H259ZM262 182H263V181H262ZM117 183H118V180H117ZM145 183L148 184L147 182H145ZM159 183L161 184L162 182H159ZM170 183H172V181H171ZM186 183H187V182H186ZM192 183H193V182H191V184H192ZM203 183H200V184L203 185ZM206 183L208 184L209 182H206ZM213 183H214V182H213ZM213 183H212V184H213ZM222 183H223V182H222ZM222 183L219 182V183H215V184H216L217 186H220V185L224 186V184H222ZM237 183H238V182H237ZM246 183H247V181H246ZM246 183H245V185H246ZM250 183H251V182H250ZM250 183H249V184H250ZM252 183H253V182H252ZM82 184H83V182H82ZM118 184H119V183H118ZM129 184H130V183H129ZM191 184H190V185H191ZM209 184H210V183H209ZM209 184H208V185H209ZM218 184H220V185H218ZM234 184H235V183H234ZM94 185H95V184H94ZM137 185H138V184H137ZM139 185H140V184H139ZM205 185H206V184L203 185L204 188H206ZM208 185H207V186H208ZM216 185H215V186H216ZM229 185H231V184H229ZM247 185H248V184H247ZM253 185H254V184H253ZM260 185H261V184H260ZM119 186H120V185H119ZM126 186H127V184H126ZM133 186H134V185H133ZM147 186H148V185H147ZM193 186H194V184H193ZM193 186H192V187H193ZM196 186H197V185H196ZM196 186H195V187H196ZM210 186H211V185H210ZM217 186H216L215 188H218ZM222 186H221V188H222ZM232 186H234V185H232ZM232 186H230L231 189H233ZM122 187H123V186H122ZM186 187L189 188V185H186ZM211 187H212V186H211ZM211 187H210V189H213V188H211ZM213 187H214V186H213ZM247 187H248V186H247ZM261 187H262V186H261ZM159 188H160V187H159ZM162 188H163V187H162ZM176 188H177V187H176ZM176 188H175V189H176ZM188 188H185V189L188 191ZM193 188H194V187H193ZM193 188H191V190H192ZM208 188H209V186H208ZM215 188H214V189H215ZM219 188H220V187H219ZM221 188H220V189H221ZM125 189H126V188H125ZM136 189H137V188H136ZM142 189H143V188H142ZM152 189H153V188H151V190H152ZM171 189H174V188H171ZM185 189H184V195H185V192L187 193V191H186ZM202 189H203V187H202ZM214 189L212 190V192L214 191ZM241 189H242V188H241ZM245 189H246V188H245ZM249 189H250V188H249ZM69 190H70V188H69ZM144 190H145V189H144ZM148 190H149V189H148ZM156 190H158V189H156ZM191 190H190V191H191ZM196 190H197V188H196ZM205 190H207V188H206ZM205 190H204V191H205ZM250 190H251V189H250ZM257 190H258V189H257ZM263 190H264V189H262V191H263ZM50 191H51V190H50ZM59 191H60V190H59ZM139 191H140V190H139ZM145 191H146V190H145ZM145 191H144V192H145ZM159 191H160V190H159ZM159 191H158V192H159ZM161 191H162L163 193L165 192L164 189H163V190L161 189ZM161 191H160V193H161ZM180 191L183 192V189H182V190L180 189L179 192H178L177 189H176V192H178V193H176V194L179 195V194H180ZM194 191H195V190H194ZM204 191H203V192H204ZM210 191H211V190H209V192H210ZM218 191H219V190H218ZM221 191H222V190H221ZM221 191H219L218 193H221ZM228 191H229V190H228ZM242 191H243V190H242ZM244 191H245V190H244ZM246 191H247V190H246ZM246 191H245V192H246ZM248 191H249V190H248ZM248 191H247V192H248ZM262 191L260 190V193H261ZM142 192H143V191H142ZM171 192H172V191H171ZM174 192H175V191H173L172 194H174ZM200 192H201V191H200ZM214 192H215V191H214ZM226 192H227V191H226ZM263 192H264V191H263ZM55 193H57V192L55 191ZM60 193H63L62 197L64 196L63 198H65V195H64L65 190H64V192H63V189H62V190L60 191ZM66 193H67V192H66ZM136 193H137V192H136ZM146 193H147V192H146ZM152 193H153V191H152ZM160 193H159V194H160ZM166 193H167V192H165L164 195H166ZM206 193H207V192H206ZM215 193L217 194V191H216ZM222 193H223V191H222ZM232 193H233V192H232ZM248 193H249V192H248ZM260 193H259V194H260ZM58 194H59V193H58ZM58 194H54V195H57V196H58ZM67 194H68V193H67ZM148 194H149V193H148ZM148 194H147V195H148ZM150 194H151V193H150ZM213 194H214V193H213ZM216 194L214 195V196H216V197H215L216 202H214V204H213V205H214L213 208H215L214 210H216V209L218 210V209H219L218 206H221V205H222V204H221V205L219 204L220 201H218L219 198H218V196H217ZM254 194H255V193H254ZM261 194H262V193H261ZM59 195H60V194H59ZM132 195H135V193L132 194ZM151 195H152V194H151ZM161 195H162V193H161ZM161 195H160V196H161ZM168 195H169V194H168ZM168 195H167V197H166V196H165V197L168 198ZM170 195H171V194H170ZM170 195H169V197H170ZM178 195H177V196H178ZM203 195H204V194H203ZM209 195H211V194H209ZM218 195L221 197L220 199H224V198L221 196V194H218ZM250 195H251V194H250ZM60 196H61V195H60ZM60 196H58V197H60ZM173 196H174V195H173ZM205 196H206V195H205ZM214 196H212V198H214ZM235 196H236V195H235ZM248 196H249V195H248ZM260 196H261V195H260ZM66 197H67V195H66ZM145 197H146V196H145ZM145 197H144V199H146ZM162 197H163V196H161L160 198L162 199ZM175 197H176V195L174 196V198H175ZM186 197L188 198V196L185 195V198H186ZM207 197H208V196H207ZM261 197H262V196H261ZM131 198H132V197H131ZM140 198H141V197H140ZM142 198H143V197H142ZM142 198H141V199H142ZM151 198H152V196H151ZM170 198H172V197H170ZM187 198H186V199H187ZM190 198H191V197H190ZM190 198L188 199L189 202L192 200V199L190 200ZM216 198H217L218 200H217ZM250 198H251V197H250ZM252 198H253V197H252ZM258 198H260V197H258ZM135 199H136V198H134V200H135ZM154 199H157V197H154ZM154 199H152V200L154 201ZM161 199H160V201H162ZM164 199H165V198H164ZM208 199L210 200L211 198H208ZM66 200H67V198H66ZM158 200H159V199H158ZM158 200H157V202H158ZM226 200H227V199H226ZM239 200H240V199H239ZM250 200H251V199H250ZM62 201H63V200H62ZM192 201H193V202H192ZM192 201H191V203H195L194 200H192ZM213 201H214V200H213ZM224 201H225V200H224ZM236 201H237V200H236ZM248 201H249V200H248ZM248 201H247V202H248ZM63 202H64V201H63ZM128 202H129V201H128ZM155 202H156V201H155ZM163 202H165V201L163 200ZM177 202H178V199L176 200V203H177ZM182 202H183V201H182ZM217 202H218V203H217ZM228 202H229V201L227 200V203H228ZM160 203H161V202H160ZM178 203L180 204V202H178ZM196 203H197V202H196ZM196 203H195L194 205H196ZM230 203H231V202H230ZM235 203H236V202H235ZM238 203H239V202H238ZM143 204H144V203H143ZM143 204H142V205H143ZM145 204H146V203H145ZM186 204H187V202H186ZM188 204H189V203H188ZM200 204H201V203H200ZM218 204H219V205H218ZM225 204H226V203H225ZM65 205L69 206L68 203L65 204ZM71 205H72V204H71ZM128 205H129V204H128ZM163 205H164V204H163ZM176 205H177V204H176ZM176 205H174V206H175L174 208L177 209L178 207H176ZM183 205L185 206V204H183ZM183 205H182V206H183ZM216 205H217V206H216ZM223 205H224V204H223ZM250 205H251V204H250ZM144 206H145V205H144ZM184 206H183V207H184ZM188 206H189V205H188ZM215 206H216V207H215ZM234 206H235V205H234ZM237 206H239V205H237ZM69 207H70V206H69ZM69 207H68V208H69ZM130 207H131V206H130ZM135 207H136V206H135ZM137 207H138V206H137ZM139 207H140V206H139ZM202 207H203V205H202ZM257 207H258V206H257ZM65 208H66V206H65ZM68 208H67V209H68ZM187 208H188V207H187ZM187 208H186V209H187ZM192 208H194V207L192 206ZM67 209H66V210H67ZM124 209H125V208H124ZM132 209H133V208H132ZM142 209H143V208H142ZM190 209H191V208H190ZM195 209H198V207H197V208H194V210H195ZM199 209H200V208H199ZM199 209L196 210L199 214H198V213H195V214L199 215L198 217L200 218V220H201V218H202V217H201L202 215H203V217H204V218H203V221H204V219H205V221H206L208 218H211V217H210V216H211L210 214L212 213V212H210V211H211V208H210V210H209V207H208V208H204V214H202L203 211H202L201 209H200L201 211H199ZM220 209H221V208H220ZM223 209H224V208H223ZM225 209H226V208H225ZM247 209L250 210V209H249V206H248ZM254 209H255V208H254ZM70 210H71V209H70ZM72 210H73V211H72ZM72 210H71L72 212H75L76 209L73 208ZM153 210H154V209H153ZM173 210H174V209H173ZM177 210H179V208H178ZM194 210H193V211H194ZM207 210H209L210 213H208ZM212 210H213V209H212ZM226 210H227V209H226ZM237 210L239 211V209H237ZM248 210H247L246 212H248ZM71 211H70V212H71ZM145 211H146V210H145ZM175 211H176V210H174V211H172V212L175 213ZM179 211H181V210H179ZM188 211H189V210H188ZM222 211H223V210H222ZM235 211H236V210H235ZM252 211H254V210L252 209ZM159 212H160V211H159ZM182 212H184V211H182ZM191 212H192V211H191ZM194 212H195V211H194ZM201 212H202V213H201ZM239 212H241V211H239ZM246 212H245V214H247ZM257 212H258V211H257ZM260 212H261V211H259V213H260ZM67 213H68V212H66V214H67ZM149 213H150V212H149ZM162 213H163V212H162ZM178 213H179V212H178ZM178 213H177V214H178ZM225 213H226V212H225ZM236 213L239 215L238 212H235V214H236ZM116 214H117V213H116ZM171 214L173 215V213H171ZM180 214H181V216L183 217L184 220H186V219L189 218V217H188V218L185 219V217H187L188 215L186 216L184 213H183V214H184V215H183L181 212H180ZM187 214H190V212L187 213ZM192 214H193V213H192ZM192 214H191V216L193 217L194 214H193V215H192ZM205 214H206V215L209 214V216L207 217ZM212 214H214V213H212ZM237 214H236V215H237ZM240 214L242 215V213H240ZM248 214H249V213H248ZM260 214H261V213H260ZM263 214H264V213H263ZM163 215H164V214H163ZM166 215H167V214H166ZM172 215H171V216H172ZM174 215H176V213H175ZM215 215H216V214H215ZM215 215H214V218H215ZM243 215H244V214H243ZM191 216H190V217H191ZM205 216H206L207 218H205ZM223 216H224V215H223ZM244 216H245V215H244ZM252 216L255 217L254 215H252ZM257 216H258V214H257ZM70 217H71V216H70ZM165 217H166V216H165ZM176 217L179 218L180 216L177 215ZM176 217H175V218H176ZM182 217H180V218H182ZM198 217L196 216V218H191V220H193V219L195 220V219H197ZM226 217H228V216H226ZM233 217H234V216H233ZM249 217H251V216H249ZM260 217H261V219L263 218L261 215H260ZM162 218H163V217H162ZM180 218H179V219H180ZM214 218H213V216H212V218H211L210 220L216 223V221L213 220ZM216 218H217V216H216ZM218 218H219V217H218ZM218 218H217V219H218ZM240 218H241V217H240ZM257 218H258V217H257ZM257 218H256V219H257ZM73 219H74V218H73ZM159 219H160V218H159ZM172 219H174V218H172ZM179 219H177V220L179 221ZM183 219H182L180 222H182ZM217 219H216V220H217ZM249 219H250V218H249ZM70 220H71V219H70ZM154 220H156V219H154ZM162 220H163V219H162ZM168 220H169V219H168ZM168 220H167V222H168ZM174 220H175V219H174ZM197 220H198V219H197ZM200 220H198V221H200ZM208 220H209V219H208ZM219 220L221 221V219H219ZM219 220H218V221H219ZM244 220H245V219H243V221H244ZM251 220H252V219L249 220L250 222L247 220L248 223H251V224H252V221H251ZM253 220H254V219H253ZM258 220H259V218H258ZM144 221H145V220H144ZM149 221H150V220H149ZM152 221H153V220H152ZM165 221H166V220H165ZM169 221H170V220H169ZM178 221H176L178 225H177V224H175V225L179 226V229H180L181 226L179 225V222H178ZM187 221H188V220H187ZM187 221H186V223H187V225H188V223L191 222V221H188V222H187ZM218 221H217V224L219 223ZM225 221H226V220H225ZM241 221H242V220H241ZM241 221H240V222H241ZM255 221H257V220H255ZM159 222H160V221H159ZM171 222H172V221H171ZM171 222H170V223H171ZM183 222H185V221H183ZM194 222H195V221H194ZM206 222H208V221H206ZM231 222H232V221H231ZM231 222H229V223L227 222V224L229 225V227H230V223H231ZM237 222H238V221H237ZM237 222H236V223H237ZM141 223H142V222H141ZM172 223H175V222H172ZM200 223H201V221H200ZM210 223H212V222H210ZM232 223H233V222H232ZM236 223H235V224H236ZM238 223H239V222H238ZM137 224H138V223H137ZM159 224H160V223H159ZM166 224H167V223H166ZM181 224H182V223H181ZM195 224H196V223H195ZM208 224H209V223H208ZM217 224H216V225H217ZM220 224H221V223H220ZM235 224H234V225H235ZM239 224H240V223H239ZM244 224H245L244 222L241 223L240 227H241V226L244 227ZM253 224H254V223H253ZM255 224H256V223H255ZM154 225H155V224H154ZM168 225H169V224H168ZM182 225H184V224H182ZM193 225H194V224H193ZM193 225L190 224L188 227L193 226ZM228 225H227V226H228ZM236 225H238V224H236ZM246 225H250V224H246ZM76 226H77V225H76ZM138 226H139V225H138ZM155 226H156V225H155ZM203 226H204V225H203ZM205 226H206V225H205ZM207 226H208V225H207ZM231 226H232V224H231ZM238 226H239V225H238ZM255 226H256V225H255ZM255 226H254V227H255ZM258 226H260L259 223H258ZM161 227H162V223H161ZM163 227H164V226H163ZM168 227H169V226H168ZM170 227H171V225H170ZM184 227H185V225H184ZM184 227L182 226V230H183ZM186 227H187V226H186ZM188 227H187L188 230H189V229H193V228H191V227H190V228H188ZM193 227H194V226H193ZM195 227H196V226H195ZM211 227H212V226H211ZM211 227H210V228H211ZM213 227H216V226H213ZM221 227H222V226H221ZM223 227H224V228H222V229H225L226 226L224 225ZM229 227H228V228H229ZM234 227H235V226H234ZM247 227H249V226H247ZM250 227L252 228L253 225H250ZM254 227H253V228H254ZM260 227H261V226H260ZM148 228H149V227H148ZM165 228H166V226H165ZM171 228H172V227H171ZM175 228H176V227H175ZM175 228H173V229H175ZM216 228H218V227H216ZM236 228H237V227H236ZM245 228H246V226H245ZM255 228H256V227H255ZM149 229H150V228H149ZM153 229H158V227H156V228L153 227ZM185 229H186V228H185ZM185 229H184V230H185ZM203 229H204V228H203ZM219 229H220V228H219ZM222 229H221V230H222ZM240 229H241V228H240ZM261 229H262V228H261ZM144 230H145V229H144ZM158 230H159V229H158ZM158 230H157V231H158ZM162 230H163V229H162ZM162 230H161L160 232H162ZM169 230H170V229H169ZM180 230H181V229H180ZM180 230H179V231H180ZM194 230H195V229H194ZM200 230H201V229H200ZM247 230H248V229H247ZM250 230H251V229H250ZM170 231H171V230H170ZM173 231H174V230H172V232H173ZM177 231H178V230H177ZM185 231H186V230H185ZM190 231H191V230H190ZM192 231H193V230H192ZM208 231H209V229H208ZM217 231H218V229H217ZM226 231H227V230H226ZM226 231H225V232H226ZM248 231H249V230H248ZM256 231H257V230H256ZM64 232H65V231H64ZM135 232H136V231H135ZM155 232H156V231H155ZM160 232H159V233H160ZM182 232H183V231H182ZM197 232H198V231H197ZM201 232H202V230H201ZM201 232H200V233H201ZM209 232H210V231H209ZM227 232H228V231H227ZM66 233H67V231H66ZM142 233H143V232H142ZM162 233H163V232H162ZM175 233H176V232H175ZM215 233H217V232L215 231ZM254 233H255V232H254ZM254 233H253V234H254ZM63 234H64V233H63ZM149 234H150V232H149ZM149 234H148V235H149ZM151 234H152V233H151ZM178 234H179V233H178ZM178 234H177V235H178ZM196 234H197V233H196ZM198 234H199V233H198ZM239 234H240V233H239ZM251 234H252V233H251ZM155 235H156V234H155ZM155 235H153V236H155ZM164 235H165V234H164ZM164 235H162V236H163V239H164V237H165ZM179 235H180V234H179ZM191 235H192V234H191ZM199 235H200V234H199ZM203 235H204V234H203ZM205 235H206V234H205ZM207 235H208V234H207ZM207 235H206V236H207ZM213 235H214V234H213ZM213 235H212V236H213ZM221 235H223V233H222ZM246 235H247V234H246ZM160 236H161V234H160ZM173 236H175V235L173 234ZM173 236H172V238H173ZM184 236H185V235H184ZM215 236H216V235H215ZM225 236H226V235H225ZM231 236H232V235H231ZM238 236H239V235H238ZM240 236H242V235H240ZM249 236H250V235H249ZM156 237H157V239H158V236H156ZM195 237H196V236H195ZM218 237H220V233L218 234ZM221 237H224V235L221 236ZM236 237H237V236H236ZM150 238H151V237H150ZM169 238H170V237H169ZM198 238H199V237H198ZM216 238H217V236H216ZM216 238H215V239H216ZM225 238H227V236H226ZM245 238H246V237H245ZM147 239H148V238H147ZM151 239H152V238H151ZM155 239H156V238H155ZM160 239H161V238H160ZM167 239H168V237H167ZM167 239H166L165 241H167ZM182 239H185V238H182ZM221 239H222V238H221ZM228 239H229V238H228ZM228 239H227V240H228ZM230 239H231V238H230ZM236 239H237V238H236ZM196 240H197V239H196ZM169 241H170V240H169ZM223 241H225V239H224ZM234 241H236V240H234ZM163 242H164V241H163ZM167 242H168V241H167ZM198 242H199V241H198ZM211 242H212V241H211ZM236 242H237V241H236ZM148 243H149V242H148ZM214 243H215V242H214ZM214 243H213V244H214ZM218 243H219V242H218ZM224 243H226V241H225ZM226 244H227V243H226ZM229 244H231V243H229ZM237 244H238V243H237ZM162 245H163V244H162ZM162 245H161V246H162ZM204 245H205V244H204ZM227 245H228V244H227ZM148 246H149V245H148ZM216 246H217V245H216ZM263 246H264V245H263ZM158 247H159V246H158ZM200 247H201V246H200ZM202 247H203V246H202ZM224 247H225V246H224ZM56 248H57V247H56ZM154 248H155V247H154ZM208 248H209V247H208ZM241 248H242V247H241ZM57 249H58V248H57ZM194 249H195V248H194ZM209 249H210V248H209ZM214 249H216V247H215ZM256 249H257V248H256ZM154 250H155V249H154ZM156 250H157V249H156ZM198 251H199V250H198ZM219 251H220V250H219ZM231 251H232V250H231ZM234 251H235V250H234ZM224 252H225V251H224ZM241 252H242V251H241ZM239 254H240V253H239ZM223 255H225V253H224ZM234 255H236V254H234ZM240 255H243V256H244V254H240ZM226 256H228V254H227ZM243 256H242V258L245 257V256H244V257H243ZM217 257H218V255H217ZM236 257H237V255H236ZM238 257H239V256H238ZM240 257H241V256H240ZM240 257H239V258H235L234 261H235L236 259H238V260L240 261ZM219 258H220V257H219ZM233 258H234V257H233ZM246 258H247V257H246ZM259 258H260V257H259ZM217 259H218V258H217ZM220 259H221V258H220ZM224 259H225V257H224ZM228 259L230 260V258H228ZM55 260H56V259H55ZM231 260H233L232 257H231ZM231 260H230V261H231ZM241 260H242V259H241ZM244 260H245V259H244ZM244 260H243L242 262H244ZM259 260H261V259H259ZM262 260H263V258H262ZM51 261H54V260H51ZM219 261H220V260H219ZM222 261H223V260H222ZM224 261H227V262L229 263L228 260H224ZM263 261H264V260H263ZM242 262H241V263H242ZM52 263H53V262H52ZM52 263H51V264H52ZM222 263H223V262H222ZM231 263L234 264L233 261L230 262L229 264H231ZM238 263H239V262H238ZM238 263L235 262V264H238ZM241 263H239V264H241ZM250 263H251V262H250ZM250 263H248V264H250ZM252 263H253V262H252ZM261 263H262V261H261ZM223 264H227V263H223ZM254 264H258V263H254ZM262 264H264V263H262Z\"/></svg>",
	"mask_w": 264,
	"mask_h": 264
}]
</instances>
